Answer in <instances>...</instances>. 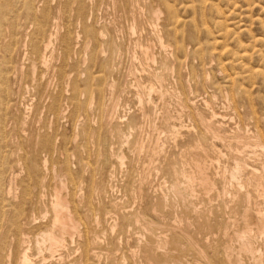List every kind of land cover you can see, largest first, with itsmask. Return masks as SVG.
<instances>
[{
	"label": "rangeland",
	"instance_id": "1",
	"mask_svg": "<svg viewBox=\"0 0 264 264\" xmlns=\"http://www.w3.org/2000/svg\"><path fill=\"white\" fill-rule=\"evenodd\" d=\"M31 1H32L31 7H29L28 4L24 3L23 0L14 2L15 4L16 3L19 4V5L16 4V6H15V4H13V7L15 6L14 8H15L16 12L11 13L14 18H15V16H18L14 19L15 24H17L19 26L20 25L23 26V25L27 24V22L29 23L30 19L32 18V17H28L29 11L31 13H36L39 16H42L41 13L46 11V13L44 15H45V18L47 19L48 24H49L48 29H50L51 31L52 30L58 31L59 28H58L57 24L60 27L61 25L66 23L65 21H63L65 19L64 15L67 16V14H68L70 16H73L71 18V25L72 26L70 25V28H69L71 31H69V32H71V33L76 32V31L79 32L77 34H80V36H81V41H80L81 44H79L80 45L79 48L76 49L77 51L79 50L78 52L76 50H75L76 53L72 54V52H70L69 58H71V59H69L67 57L66 58L64 57V59H63V55L60 54V51L58 50V48H56L58 46V44L54 43L52 45V48H56L54 50L58 51V52H55L54 50H52L55 52V54H54L55 58L60 56L59 57L60 62L58 63L59 58H58V60L54 59L53 61H55V62H53V64L56 67H58L61 64L64 66L67 63L66 64L67 67H66V65L64 66L67 68V70L66 69L65 70H66V72L71 74V76L69 74L70 79H68V83L63 85L64 89L63 88L59 89L60 88L59 85L61 86V81L58 78L56 79V77L55 78L52 77V79L55 80L56 82H54L53 80L50 79L51 85L48 86V90H50L48 93L50 94V92H53L52 95L50 94L51 97L54 94L57 95V93L59 91H62L61 95L64 96V97H62V99L65 98V99H63V102H62L63 108L66 110L63 113V116L65 118L63 119L62 118L63 116H61V117L50 116L49 117L48 116L49 114H46V111L43 110V109L47 108L46 101L49 100L50 96L48 97V99L45 100V103H44L45 105L42 104V106H39L41 110L39 109V111L37 112L38 115L35 114V109H36L35 106H36V104H38L37 103L38 102L37 96H40L41 93L38 92V94H40V95H37V92H35V91L33 93L32 88L31 87L29 88V86H28L24 96L18 97L17 102H19L18 105H19L20 109H23L25 111L24 113H26V115L29 116V118L27 116L28 121L26 124H24V126H27L30 123L31 124L29 126H27L29 128L23 127V130L25 131L23 134L24 137L22 135H20L21 137L18 135L17 132H20V129L19 130L16 129V133H14V134L11 131H9V132L7 131L8 135H7V133H5V136L13 135V137L16 138L15 135H18L20 137V139L22 138V140L24 142L29 140V139H32L33 141L31 140V142L36 143L37 141L40 142V140L42 139V138H40V136H41L43 129L49 127V129L48 128L46 129V133L49 134L51 131H53V133L51 132V134H49V135L54 136L53 137L54 142H57V143H54L52 141V144H55V145H52V147H51V152L53 153L51 155V156H53L52 159L55 160L54 159L55 156H56L55 158H58V159H56V161L52 160L53 165L55 166V172L54 173L58 174V170H57L58 167H62V169L65 167L68 169L69 176H71V177L73 176V179H75V177L76 178L78 177L77 179H75V180H77V181H75L76 183L81 178L79 180V185L76 184L78 186V189H79V187L82 188V186L85 185V187H83L82 189L85 188L86 192L92 191V193L89 192L86 194H84L85 190H83V192H82V189H79V191H78V194H81L80 195L82 198L81 203L82 202L84 203V204L83 203L81 204V206H82L81 211L83 213L88 214L87 213L88 207L93 208V210H95V211H93V213L95 212V214L96 213L101 214L98 212V210H100L101 212L103 211L104 214H105V212L108 211L107 209L113 210V211L115 210L116 213L118 211H120V212L122 211V213L118 212L116 214L117 222H120L121 226L123 225L122 230H124L126 232L127 231L137 232L134 230L135 228L133 229V227H135L133 225V223H132L133 227H131V226H128L129 222H127V224H126V222H124L127 220L119 221V219L122 216L121 214L124 215V211H125L124 209L126 208V210H129V209H127V207H129L130 204L133 203L132 207L134 209H139V211L141 210L140 211L141 213L145 208L146 211L144 210L143 213H145V214L147 213V215L150 214L153 219H154L155 215L157 214L156 215V216H158V217H156L157 221L159 220L158 218H160L159 215L162 214L163 212H165L167 216H165L164 214L160 215L161 217L163 216V218H162L163 220H159V221H161L162 223L167 222L165 224H167L169 226L166 225L163 227H167V228L170 227L171 228L170 225L173 224L172 221H175L174 224L179 223V224H175V225L180 227V230H181V228H185V227L189 228V226H190V228H189L190 231L189 230L186 231V229H188V228L181 230L182 235H180V238L182 239L187 234L188 236H190L193 239L194 243H196L198 245L201 244V246H204V247L208 246L207 249L209 250V252L214 250V248H215L214 246L221 245V240H223V239H221V234L219 233V230L217 229V227L219 226V223H220V225H223L226 223V221L228 219H230V220L235 219V221L236 220L238 221L239 220L238 214H239L240 219H241V216H242L241 214L243 212L242 210H244L243 207H245L244 206L245 202H243V200H242V198H244V194L248 195L249 199H251L250 202H252V205L254 206V208L257 211L261 210L259 212L263 213V214L262 213H260V214L264 218V202H263L264 196H261L259 194L260 190L256 186L258 183L261 182L260 178L264 176V172H263L264 171V149L262 150L260 148H256V149L254 148L255 149L254 150L255 152H254L252 150L253 147L251 149H249L246 146V145L250 146V145L255 144V141L257 138L255 136H257V133L259 135H261V136L258 135V139H257L259 144L264 143V137H262V136H264V72H262V70L264 71V43L262 44L263 39H264V26H263L264 24L261 26L262 22H264V0H135L140 5L139 8L143 9V10H138L137 6L134 3V0L133 1L132 0H118V1L112 0V2H111V0H107V1L103 0L106 5L104 4V2H101L99 0H91V1L86 0L85 7L83 10H81V13H83L84 17H86L87 31H84L82 33H80L81 32L80 30L83 31V27H84L83 22L85 19L82 18V19L78 20V18H76V16H75L76 15L75 11L73 13L69 12L70 8L75 9V7L77 6L76 3L75 4L69 3L68 5H65V2L67 0H58V1L57 0H48V2L50 1V4L46 3L47 0H43L42 2H41V0H38V1L37 0H31ZM39 1L41 3H39ZM51 1H54V2H51ZM18 2H20V3H18ZM94 2H96V3H94ZM99 2H101L100 5H99ZM57 3H59V4H57ZM112 3H114V5ZM43 4L45 6H43ZM101 4H104V5L102 6ZM148 5L150 8H147ZM32 6H33V8H32ZM37 6H38V8H37ZM59 6H61V7H59ZM63 6H65V7H63ZM151 6H153V7H151ZM18 7H19V9H18ZM28 7H29V10L25 9ZM47 7H48V9H47ZM107 7H109L110 9ZM129 8H130V10H129ZM30 9H32V10H30ZM37 10H38V12L40 11L39 14H38ZM47 10H48V13H47ZM144 10H146V12ZM147 10L157 11L159 21L155 20L153 18V12L152 11H150V12L148 11L149 12L148 13ZM59 11H60V14L58 13ZM134 11H135V13H132ZM53 12H54V14H53ZM62 12L64 15L62 14ZM147 13L150 14L151 16L149 17V15H147ZM57 14H59V16L63 17V18L56 17V16H58ZM104 14H106V15H104ZM51 15H53L54 17ZM128 15H131L130 16L131 18ZM125 16H128V17L126 18ZM135 16H137V17H135ZM134 17L138 20V22H134V20H131V19H134ZM52 18H53V21H52ZM91 18L93 21L89 22L88 20H91ZM257 18H259V20H261V23H259L260 22L259 20H258L259 22L257 21ZM58 19H61V20H58ZM72 19H74V21ZM94 19L95 20L97 19V20L94 22ZM119 19H120V21H119ZM128 19H130V20H128ZM146 19H148V20H146ZM254 19H256V20H254ZM54 20L57 21L56 22L57 24L55 23ZM60 22L61 23L63 22V23L61 24ZM101 22H103V23H101ZM129 22H131V23H129ZM156 22H157V24H156ZM75 23H77V24H75ZM51 24L52 25L56 24V25L52 26ZM119 24L122 26H120ZM127 24H130L131 26L130 25L127 26ZM168 24H170V26H168ZM94 25H95V28L97 27L96 28L97 31H101L105 35L104 41L109 40L110 39L109 37H112V36H113L112 40H114L113 38H115L113 43L115 44L114 46L116 47V49L119 52L118 55H119L120 59L117 58L115 60L114 63H116L117 65L113 66V68L109 67V62H108V58H107L108 57L107 56L108 47L101 46V48H100V47H98V45L95 46L93 40H91L92 39L91 38L92 33L89 30H91V31L94 30L95 28L92 27ZM113 25H114V27H113ZM139 25H141V26H139ZM80 26L82 27V29ZM53 27H55L56 30ZM115 27L118 29V31L116 29H114ZM121 27L122 28L124 27L127 31L124 30V28L122 29ZM131 27H135L134 30H136V31H134V30L132 31ZM155 27H157V28H155ZM163 27H165V28H163ZM100 28H103V30L102 29L100 30ZM127 28H129V29H127ZM244 28H245V30H244ZM28 29L26 30L27 35H29L31 33V31H30L31 29H29V31H28ZM154 29H156V31H158L157 33L160 36V38H162L161 40L164 42V46L169 47L168 49H166V51L161 50V48L159 47L158 42L155 39L156 38L155 33L153 32ZM111 32L113 33V35ZM118 32H120V33H118ZM149 32H150V34H149ZM127 33L128 34L130 33V34L128 35ZM133 33L137 34V35H134ZM90 34H91V36H90ZM116 37H117V39H116ZM131 37H134V38H131ZM145 37L150 39V41L148 39H144ZM58 38H59V36H57L56 39H58ZM129 38H131V39H129ZM85 39H86V41H85ZM127 40H128V42H127ZM87 41H89L88 42L89 44H87L86 49H84V46H82V45ZM141 41H143L145 44L142 43ZM129 42L131 44L130 46L128 45ZM132 43L133 44L136 43L137 45L136 44L133 45ZM138 43H139V45L142 44V47H144V46L147 47L150 44H152V45L154 44V48H153L154 59L153 60L147 61L144 59V55L142 54L141 49L138 46ZM90 44H91V47H90ZM103 45H105V44H103ZM119 45H121V46H119ZM54 46H56V47H54ZM111 46L113 47V45H111ZM118 46H119V48H118ZM134 46H136V47H134ZM104 47H106V48H104ZM90 48L93 49L94 51H97V52L99 51L98 53L95 52L97 55ZM103 48H104V50H106V52L103 51L105 54L101 53ZM87 49H89V50H87ZM135 50H137V51H135ZM137 52H138V55H137ZM94 54H95V57L98 56L97 57L98 59L95 57H92V55H94ZM120 54H121V56H120ZM133 54H135V55H133ZM71 55H73V56H71ZM91 57L94 58L95 62L93 60L90 61L92 59ZM135 57H137V58H135ZM99 58L103 59V60H100ZM104 58H105V60H104ZM130 58H133V59L131 60ZM71 60H73L72 63L70 62ZM117 60H119V61H117ZM96 61H98V62H96ZM103 61H104V63H102ZM105 61H106V63H105ZM68 63H69V65H68ZM24 64H26V62H24ZM103 64L105 65V67L103 66ZM107 64H108V68H106ZM68 66H70L71 68L68 69L69 68ZM105 69L110 70V71H105ZM73 70H74V72H73ZM258 70H260V71H258ZM77 72H79V73H77ZM152 73H154V75ZM16 74H18V73H15L13 75V78L15 77V80L17 81V83H16V85H17L19 82V77H17L18 75H16ZM106 74H107V77H106ZM159 74H161V75H159ZM92 76H93V78H92ZM155 76H156V78H155ZM23 78L24 77H22L21 79L24 82ZM134 78H136L137 83H139L141 85L136 84V81L133 80ZM152 78H153V80H151ZM71 79H72V81H71ZM79 79H80V81H79ZM148 79L151 81H149ZM158 79L161 82H159ZM121 80H126V81L121 82ZM111 81H113L114 84L116 82H119V83H116L117 87ZM80 82H81V84H80ZM52 83L54 86L56 85L57 87L55 86L56 88H54ZM69 83L71 84V86H74V87H71ZM129 83H131V84L129 85ZM133 83H135V86L133 85ZM57 84H59V85H57ZM111 84H113V86H115V92H113L114 90H112V89H114V87L113 86L110 87ZM119 84H121V85L119 86ZM150 84L152 85L151 87L156 86V87H153L155 90H154V93H151V96H150L151 101L146 99L144 96V92L147 93V90L146 89L144 90V87H146V86L148 87V86H150ZM86 85H87V88H85ZM128 85L130 87H128ZM136 85L138 87H136ZM159 85L161 86V90L160 89L158 90ZM118 87H119V91L116 90ZM132 87H135L138 89L135 90ZM72 89H75V90H72ZM83 89L86 91V93L82 92ZM97 89H99V91ZM120 89H123V90H120ZM140 89H142L144 91H141ZM69 90H72L75 92L72 93V91H71L68 93ZM101 90H103V91L101 92ZM125 90H126V92H125ZM137 90H139L140 92ZM42 91H43V88L40 92H42ZM28 92H30V93H28ZM98 92H99V95H98ZM120 92L122 93V95ZM159 92H161V93H159ZM101 93H103V95H100ZM112 93H114L115 96H113ZM139 93H141V95H139ZM73 94H76L77 96L74 97ZM68 95H69V97H68ZM34 96H36V97H34ZM71 96L74 98H72ZM117 96H119V99L113 98V97H117ZM138 96L140 98H138ZM25 97H26V99L24 101L23 98H25ZM81 97H83V98H81ZM19 98H20V100H18ZM75 99H77L76 100L77 103H75L76 102ZM84 99H85V101L87 100L88 102H85ZM89 99H91V100H89ZM113 99H114V101L111 102ZM33 100H34V102H33ZM67 100H70V101H67ZM79 100H82V101H79ZM116 100H119V101H116ZM188 100H189V102H188ZM83 101L86 103V105ZM23 102H25V103H23ZM66 102H69L70 105H68V103L66 105ZM100 102L103 103V105L100 104ZM115 102L118 103L117 106H115L116 105ZM82 103H84V105ZM109 103H111V105ZM22 104H24V105H22ZM29 104L31 106H33V105L34 106L31 107ZM73 104L77 107L72 106ZM78 104H80V105H78ZM26 105H28V106H26ZM106 105H110V106L107 107ZM122 105H123V107H121ZM22 106H24V107H22ZM26 107H29V108L26 109ZM73 107H75V108H73ZM120 107H121V109H120ZM33 108H34V110H31ZM78 108H82V109L85 108L84 109L85 112L81 109H78ZM102 108H104V109H102ZM113 108H115L114 112H117V113H115L116 115L115 114L113 115V112H112ZM117 108L121 110V113H120V111H118ZM105 109H106V111L102 112V110H105ZM162 109H164V111ZM26 110L28 113L30 112V114H28L26 112ZM76 110H78L79 112H77ZM142 110H144V112ZM71 111L73 113L74 112L75 113L73 114ZM44 112H45V114H44ZM105 112H107V113L105 114ZM111 112H112V115L114 116L115 120L108 121L109 118H107V117H109L111 115ZM145 112H147V113H145ZM32 113L35 116H33ZM84 113H86V114H84ZM161 113L162 114L165 113L164 114L165 116H163V118L161 117V115H162ZM70 114H71L72 118H69V117H71ZM143 114H145V115L143 116ZM146 114L148 116H146ZM73 115H75V117H73ZM42 116L44 119L47 117L46 120L41 118ZM82 116H84L86 119H83L84 117H82ZM102 116L104 118H102ZM30 117H31V119H30ZM32 117H33V119L35 118L34 121L37 119L39 121L37 120L36 123H34ZM117 117L122 118L121 121L123 122L122 123L123 125L117 124V122H116ZM130 117L132 119H129ZM133 117L137 118V121H134L136 119ZM166 118H167V120H166ZM199 118H201V119H199ZM72 119H73V121H71ZM76 119H78V120H76ZM105 119H107V120L105 121ZM29 120L30 121L32 120V121L30 122ZM81 120H84L83 121L84 125L81 124L82 123ZM86 120L88 122V125L85 126V123L87 124ZM103 120L105 122H103ZM203 121L206 123H204ZM37 122H39V123H37ZM75 122H77V123H75ZM109 122H111V123H109ZM114 123H116V125H115L116 128L113 125ZM164 123L166 125H164ZM169 123L172 125H170ZM40 124H41V126H40ZM42 124L43 125L46 124V125H44V127H43ZM78 124L79 125L81 124L83 126H81V125L79 126ZM98 124H102V125H98ZM109 124H110V127H108ZM127 124H130L129 126L131 128H129V126H127ZM155 125L158 127V129H157V127H155ZM205 125H208V127H209V125H212L210 127H212V128L214 127L213 130L215 131V133H213L214 131L212 130V128H207V127H205ZM34 126H35L34 131L35 132L38 131L39 133L37 132L36 134H33L34 133V131H33ZM37 126H40V127H37ZM52 126H53V128H51V129H54V130L50 129V127H52ZM88 126H90V127H88ZM101 126H105L106 129H104L105 127H101ZM133 126H135V127H133ZM166 126H169V127L167 128ZM171 126H173V127H171ZM41 127H43V128H41ZM160 127L163 129H161ZM88 128H90V129H88ZM94 128L97 130H95ZM117 128L119 130H117ZM28 129H32V132L30 133L31 130H28ZM35 129H38V130H35ZM39 129L41 130V132ZM107 129L108 130L113 129V131H110V133H107L108 132ZM133 129H135V130H133ZM218 129H220V130H218ZM55 130H58V132ZM83 130H84V135L83 134L80 135V132L82 131V133H83ZM131 130H133V131H131ZM203 130H205V131H203ZM91 131H93V132H91ZM208 132H211V133H208ZM56 133H58L59 135ZM94 133H97L99 135L103 134V137L102 136L101 137L100 136L95 137L94 135H97V134H94ZM117 133H119V134H117ZM122 133L125 134V136H127L128 138L124 137V135H122ZM216 133H218V134H216ZM73 134H74V136H73ZM108 134H110L109 137L107 136L108 138L104 137ZM209 134H212V135H209ZM233 134H235V135H233ZM25 135H26V138H25ZM30 135H33L32 138ZM112 135H116V136H114L116 139L115 138L113 139ZM218 135H223V136L219 137ZM241 135H242V137H240V139H242V141L237 140L239 138H237L235 136L239 137ZM36 136H38V137H36ZM77 136H78V138H77ZM198 136H200V137H198ZM208 136L210 137V140L205 139V137L209 138ZM230 136H232V137H230ZM89 137H90V141H89ZM98 137L100 138L101 141H99V139H97ZM123 137H124V139H121ZM243 137H246V138L243 139ZM259 137H260V140H259ZM23 138H25L26 140H24ZM156 138L159 139L158 140L159 142L157 141L158 142V144L156 146L157 148L154 147L155 142L157 140ZM196 138H197V140H195ZM213 138H215V139H213ZM222 138H223V140H220ZM105 139L106 140L108 139L109 141L107 140V142H106ZM136 139L138 140V142H135V141H137ZM114 140H116L117 144L114 142ZM122 140L124 142H121ZM200 140H202L204 142H202ZM205 140H206V142H205ZM243 140H245L244 143H243ZM249 140H251V141H249ZM63 141H64V143H62ZM194 141H196L195 144H192V143H194ZM260 141H262V142H260ZM24 142H23V144H21V148L23 151L28 152L29 155L31 156V158H33L32 156H35L34 157L35 159H37V158H40L38 160L43 159L44 155L41 154L40 151H39L40 154L39 153L37 154V150H38L37 147L32 145L34 143H31L29 140L28 142H25V146H24ZM96 142H98V143L100 142V143L98 144ZM104 142H106V143L104 144ZM110 142L112 145L110 144ZM119 142L121 145H119V147L117 148L118 150H116L115 148L117 147ZM126 142H127V144H126ZM247 142H249V143H247ZM102 143H103V146H102ZM114 143H115V147H114ZM138 143L140 146L138 145ZM236 143H238L240 145H238ZM3 144H4V142H0V155L4 151L3 147L5 144L4 145ZM29 144H31V145H29ZM92 144L93 145L96 144V145H94V148H93ZM22 145H23L24 149H23ZM57 145H58V147H56ZM105 145L109 146L112 151L115 149L114 151H118V152H114V151L112 152L110 150V148L107 146L105 147L106 150H104ZM202 145H204V146H202ZM195 146H197L196 147L197 152L200 153L201 155H202V152H200V151L202 150V147L207 152L206 156L209 157V161L211 162V164L208 163L209 161H207V163H206L207 168L209 169L208 170V176H209L211 183L212 184L216 183L214 185L217 187V188H215V186L213 185L212 191H215V193H216V191L220 192V190H221L220 193L218 192L221 195L216 193L217 197L214 196L215 193H213V192L211 195L209 194L210 196L209 195L207 196L205 194L206 186H204V184H202V183H199L200 181L198 179V176L196 175L197 172H196V169H194L195 166L193 164L194 159L197 158L194 156L195 155L194 152H196V151H194ZM198 146L200 148H198ZM206 146L208 148H206ZM241 146H242V148L237 149ZM28 147H30V149H28ZM101 147L104 149H102ZM113 147H114V149H113ZM33 148L37 149V150L34 151ZM107 148H108V150H107ZM151 149H154V150H151ZM198 149H200V150H198ZM207 149H209V150H207ZM5 150L10 151L8 147ZM22 150H21V152H20V150L16 153L14 152L13 153L14 158L11 155V158L8 159L9 162L11 161L10 164L11 163L12 164L9 165V163H8V167L11 166L10 169H7V167H6V171L8 174H6L4 172L0 176V184L1 185L5 186L4 182H6V183L12 182L11 185H14V182L17 181L15 183V185L18 183L17 185L20 186V184H21L20 179L23 180L25 178V170L24 171L20 170V167H22L21 162L19 163V166H17L18 168L14 167L16 165H13L14 163H16V159L18 157L24 155L25 152H23ZM28 150H31V151H28ZM52 150H54L55 152ZM76 150H78V152ZM63 151H64V153H63ZM66 151H67V154H66ZM94 151H96L98 153H96ZM31 153H32V155H31ZM102 153H104V154H102ZM114 153H117V154H114ZM153 153H155L156 155ZM209 153H211V154H209ZM19 154H20V156H18ZM76 154H77V157H79L78 155H80V157L75 158ZM95 154H97V155H95ZM120 154L121 155L124 154V155L120 156ZM151 154H152V156H151ZM215 154H217V155H215ZM37 155L38 156L40 155V156L38 157ZM66 155H67V159H69L68 161H67V159L64 160L66 158ZM70 155H71V158H69ZM85 156H87V157H85ZM106 156L109 157L110 159L107 158ZM112 156H115V158ZM116 156H117V158H116ZM100 157H101V159H100ZM103 157H104V159H103ZM149 157H152V158L150 159ZM232 157L234 159L238 160V162L236 160H234ZM12 158H13V160H11ZM31 158H29V159H31ZM84 158L86 160H84ZM106 158H107V160H109V161H107L108 163L107 162L105 163ZM120 158H122V160H120ZM240 158H241V160H240ZM59 159L62 160L61 161L62 163L59 161ZM78 159H80V160H78ZM96 159H97V161H96ZM112 159H114V160H112ZM231 159H233V160H231ZM14 160H15V162H14ZM83 160L85 162L88 161V163L87 162L84 163ZM98 160L101 161V164H97V163H99ZM150 160H152V163ZM180 160L182 161V163L180 162ZM242 160H245V165L243 164L244 161H242ZM79 161H80V163H79ZM112 161H114L115 163ZM178 161L180 162V164L178 163ZM239 161H242V162L239 163ZM52 162L50 163V165H52ZM76 162H78V165ZM102 162H103L104 166L102 165ZM174 162H176V163H174ZM69 163H70V165H68ZM112 163H114V165ZM171 163H174L175 165L171 164ZM177 163H178V165H180V166H178L179 168L175 167L177 165ZM57 164H59V165H57ZM60 164L64 165V167ZM82 164H84V165H82ZM155 164H156V167H154ZM79 165H80V167H79ZM116 165L118 166V168H116ZM169 165H171V166H169ZM236 165H238V166H236ZM83 166H85V167H83ZM107 166L109 169L106 168ZM184 166H186V167H184ZM78 167L80 170V176L81 177L79 176V173H78L79 172V170L77 169ZM88 167H90V168H88ZM164 167H168L170 169H167ZM236 167H238V169H241V170H239L241 173V176L239 177L238 180L232 179L231 175H230L232 170L235 169ZM71 168H72L73 172L77 169L74 172V174L70 173V172H72V170L71 171L69 170ZM153 168L155 169V171H157L156 173H155ZM156 168H157V170H156ZM81 169H82V171H84L83 174H82ZM86 169H88V170L90 169L92 171L89 170L90 171L89 172ZM100 169L102 172L100 171ZM102 169L103 170L105 169V171H107V173H105ZM173 169H175L174 173H173ZM251 169H254V171ZM11 170L14 171L15 173H18V174L20 173V175H18V176H22V177H17L19 180H17V178L15 179V178L11 177ZM109 170L111 171V173H109L110 172ZM149 170H151V172H149ZM170 170H172V171H170ZM226 170H227V172H226ZM17 171H19V172H17ZM141 171H142V173L139 174ZM166 171L167 172L169 171V172L167 173ZM193 171H195V172H193ZM218 171H220V172H218ZM246 171H248V172H246ZM95 172H97L98 175H97V173L95 174ZM99 172H101V173H99ZM113 172H115V174H113ZM152 172L155 175L151 174ZM188 172H191V173H188ZM217 172L219 173V175H217L218 174ZM51 173H52V171H50V168H49V171L47 173V177L44 178L46 180H43V181H44L45 185L49 184L50 186L45 187L43 184V181H42V186H44V187H42L44 189L41 190V192L44 194V195L42 194V196H44L43 202H42V204H40L39 207H35L36 209L38 208L37 210L33 211V215H34V213H37L36 214L37 216H35V215L34 216L36 218H38L37 222L40 221V223H38L40 225L43 224V222H42L43 219H41V218H42V215L44 214V208H45L44 205H46L45 210H48L47 201L50 200V198L52 196L51 191L53 188L51 187V185L53 184L54 180H56L55 178H53V175H52L53 173L52 174ZM75 173H77L76 174L77 176L75 175ZM145 173L147 174L146 176H144ZM169 173H171L173 175H171ZM162 174H164V175H162ZM220 174H222V176H220ZM243 174L245 176L244 178H242ZM253 174H254V176H252ZM48 175H52V177H50ZM121 175H122V178H121ZM129 175H130V177H129ZM135 175H136V178H135ZM138 175L139 176L142 175L141 176L142 178L139 179L140 177ZM167 175H169V178L171 176H173V177H171L173 179L170 178L172 180L171 181L172 183L168 182L170 180H168V178H166ZM176 175L178 177H176ZM223 175L226 177V179L224 178ZM256 175L258 177H256ZM90 176L97 177V180H96V178H90ZM98 176L101 177V179H104V178H102L103 176L108 177V178H105V180H104L105 182L103 180L102 181L104 182V184H106V189H108L109 191L104 189L105 185L102 184L103 182H100L101 179ZM123 176H125V178ZM156 176H157V179H156ZM164 176L166 179L162 178ZM148 177H150V178H148ZM10 178H12V179H10ZM49 178H53V179L48 180ZM131 178H133V179H131ZM153 178H154V180H153ZM158 178H160L161 180H159ZM14 179H15V181H14ZM82 179H83V181H82ZM124 179L126 180L125 182H124ZM9 180H11V181H9ZM92 180H95V182L93 181L94 182L93 183ZM133 180H135L136 182H134ZM145 180L147 182H149V185H145V184H148ZM113 181H115V182H113ZM150 181L152 182V184ZM177 181H179V182H177ZM223 181H224V183H223ZM2 182H3V184H2ZM46 182H49V183H46ZM110 182H112V183L110 184ZM116 182L117 183L121 182V183H118L120 185L123 182V184H122V186H120V185L116 184ZM132 182L134 184H132ZM96 183L99 187L101 185V187L99 188L97 185H95ZM127 183L129 184L128 187H126V185H124ZM135 183H137V184L135 185ZM140 183H141V185H139ZM154 183H156V184H154ZM169 183H170V185H169ZM178 183H180V184H178ZM241 183H243V184H241ZM87 184L88 185L90 184V185L88 186ZM109 184L112 186H110ZM153 184L156 187L152 186ZM177 184L180 186V187L178 186L179 188H182L181 190L183 193L180 192L181 190L178 187H177V189H176V187L174 188L173 185L177 186ZM229 184H232V185H229ZM181 185H183V186H181ZM224 185L228 189L227 188L222 189V188H225ZM241 185L244 186V188ZM87 186L89 187L90 190H87L88 189ZM102 186H104V188ZM148 186L150 189L151 188L152 189L150 190L148 188ZM150 186H152V187H150ZM170 186L172 188H170ZM246 186H248V187H246ZM136 187H140L142 191L139 190L140 188H136ZM168 187L170 188V190L174 189V192H177V193H174L173 190H172L173 193L170 192ZM191 187H192V190H195L197 192V193H195V196H192L191 192L189 190H187L188 192L185 190V189L191 188ZM218 187H221V188H218ZM239 187H241L243 190H245V193H242L244 191ZM16 188L17 189L14 190L16 192H14V193H16L15 196H17V198H18V196L20 197V195L22 193V189L21 188L18 189V187H16ZM109 188H111L112 191H110ZM127 188H130V189H127ZM134 188H136V189H134ZM160 188H162V189H160ZM253 188H255V189H253ZM20 189H21V191H20ZM120 189L122 190L123 193L121 192ZM147 189H148V192H147ZM230 189H232V190H230ZM104 190H105V192H104ZM123 190L125 191V197L120 198L118 195L124 196V195H122V194H124ZM135 190L139 191V193H135ZM156 190H158L160 192L159 196H157L158 192ZM165 190L168 192H164ZM223 190H225V191H223ZM234 190H235V192H234ZM94 191H95V193H94ZM127 191L131 192V193L129 194ZM144 191H146V193ZM184 191H186V192H184ZM226 191H228V192H226ZM254 191H255V193H254ZM99 192H101V194ZM142 192H144V193L142 194ZM149 192L152 194H149ZM229 192H231V193H229ZM237 192H239V193H237ZM248 192L252 195H250ZM106 193H107V195H106ZM126 193H128V194H126ZM165 193H166V196L171 197V198H168L169 200H167L166 196H164ZM167 193H170V194L167 195ZM234 193H236L238 196ZM45 194H47V195H45ZM96 194H98V195H96ZM136 194H138V198L135 197ZM144 194H146V195H144ZM173 194H175V195H173ZM182 194L185 196H183ZM229 194L232 196L230 197ZM85 195H87V196H85ZM95 195L98 196L99 198L98 197L96 198ZM132 195H134V197L130 198V197H132ZM147 195L148 196L152 195L149 197V200H150V198H153L150 200L151 202L154 201L152 204H151V202H149V200L148 201L145 200L146 198L148 199ZM155 195H156V197H153ZM212 195L214 197H211ZM107 196H109V197H107ZM116 196H118L119 199H115V202H114V198H118ZM142 196H144V197H142ZM186 196L187 197L190 196V197L187 199V198H185ZM221 196H222V198H221ZM259 196H261V197H259ZM102 197H104V198H102ZM140 197L143 199H141ZM159 197H161V198H159ZM176 197L178 199H176ZM182 197H184L185 199ZM84 198H85V200H84ZM162 198H164V200H166V201H164V200H161L162 202L158 201L159 199H162ZM172 198H174V199H172ZM181 198H182V201L180 200ZM206 198L208 199V201ZM219 198L224 199L223 201H227V200L228 201H227V203L222 202L219 200ZM234 198L236 200H234ZM90 199H91V201L92 200L94 201V202L92 201L93 203H96L99 200V202L97 203V206L95 204H93L90 201ZM109 199H111V200H109ZM137 199H140V200H137ZM155 199H157V201H155ZM201 199H203V200H201ZM239 199H241V201H240L241 203L240 202L238 203ZM131 200H132V202H131ZM141 200L146 202V203L143 202L145 206L147 205L146 207L143 206V203ZM177 200H180L182 202V204L184 202V204H186V205H182L181 202H178ZM185 200H189V202L192 204H194V202H192L191 200H193V201L197 200L198 202L197 201L196 202H197V204H199L198 205L199 207L197 206L195 209H193L191 206V208H189L188 205L190 203L189 202L186 203L187 201L185 202ZM171 201L174 204H171L172 203ZM216 201L218 204L216 203ZM88 202L92 203V205H88ZM117 202H118V204L116 206L115 204ZM166 202H167V204L171 205L172 208H174V209H171L170 206L168 207ZM209 202H211V203H209ZM212 202H214V203L212 204ZM124 203H126V204H124ZM136 203H138L141 206H139L138 204L136 205ZM159 203L160 204L163 203L162 209H161V205L158 207ZM221 203H223V204H221ZM231 203H233V204H231ZM109 204L113 205V206H110ZM175 204H177L178 206ZM201 204H203V205H201ZM227 204L229 206L232 205L231 208L233 207L234 209L235 208L236 209L234 210L232 208L230 211V207ZM98 205L100 206V208L98 207ZM151 205H153L155 207L153 208V206H151ZM165 205L167 206V209H166ZM207 205H209V206H207ZM220 205L221 206L224 205V206L221 207ZM226 205L229 208H227ZM102 206L104 209L106 207L105 210H107V211L104 212L103 208H101ZM107 206H109L110 208ZM114 206H116L118 209H115L116 207H114ZM138 206H139V208H137ZM200 206L202 208H204L205 211L204 210L201 211L202 208ZM41 207H43V208H41ZM122 207H124V208H122ZM142 207H143V209H142ZM185 207H187L188 210ZM237 207L238 208L241 207L242 209L241 208L237 209ZM183 208H185L186 210ZM213 208L215 210L211 211V209H213ZM39 209H42V212L38 211ZM160 209L162 210V212H159V214H158L157 211H161ZM169 209H170V211H169ZM207 209H208V211H207ZM149 210H151L152 212ZM194 210H197V211L194 212ZM134 211H136V210H134ZM198 211H200V212H198ZM222 211H224V212H222ZM203 212L205 214H203ZM198 213L201 216H198L199 215ZM208 213L210 215L212 214L211 217L209 216ZM224 213H226V214H224ZM104 214L99 215V217L101 216L100 218H104ZM176 214L177 215L181 214V216H184V218L178 219L179 221H182V222L175 220L176 217H174L173 215L177 216ZM118 215H119V217H118ZM179 215L177 216V218L180 217ZM203 215L206 217H204ZM230 215H232V216H230ZM149 216H148V218H149ZM216 216H218V218ZM219 216H220V219H219ZM228 216H229V218H228ZM233 216L234 217L236 216V217L234 218ZM170 219H172V221H170ZM193 219H195V220H193ZM196 219H199V221L200 220L201 221L199 222ZM164 220H166V221H164ZM191 220H192V222H190ZM211 220H212V222H211ZM222 220H224V222ZM107 221H109V220H105V221L103 220L101 222V224H103L102 225L103 227L101 226V224H100L101 228L99 227L102 231L97 232V230H100L98 228L95 233H97V235L101 234V237H100V240H102L101 241V245H102L101 248L106 249V250H103V253L104 254L108 253L106 255V256H108V260H110L113 264H122V263H120V259H121L120 255H118V256L117 255L114 256V254L112 255V252H114V251H113V247L111 245V242L113 241L115 243L116 240L114 241V239H116V236L113 235L111 237V235L108 233L109 232L108 227H110L111 222L109 221L110 222L109 223ZM184 221L186 222V225L188 224L189 226H185ZM193 221L195 223H198V224L195 225V223ZM206 221H208V222H206ZM220 221H222V223ZM188 222H190V223H188ZM201 222H203L202 223L203 225L201 224ZM180 223H182V224H180ZM207 223L209 225V228H207L208 225H205ZM125 224L127 227L125 226ZM180 225L183 227H181ZM216 225H217V227H216ZM202 226H205V227H202ZM128 228L130 230H128ZM203 228L205 231L202 230ZM131 229H132V231H131ZM208 229L210 230V232ZM180 230L178 232H180ZM103 231H104V233L105 232L106 233L104 234ZM121 232L123 234L125 233L123 231H121ZM190 232H191V235L189 234ZM184 233H186V234L184 235ZM213 234H215V235H213ZM198 235H199V237H198ZM205 235H207V236H205ZM210 235H212L213 237L211 238ZM105 236H107V237H105ZM214 236H216V237H214ZM262 236H264V235H262ZM262 236H258V237L256 236L252 240V242L253 241L258 242V243L257 242L252 243L253 246L255 245L254 248L264 249V246H263L264 241L262 240V239H264V237H262ZM105 238H107V240H105ZM112 238H114V239H112ZM208 238H209V240H208ZM124 239H125V237L123 238V241H124ZM219 239H221V240H219ZM204 240H206V241H204ZM176 241L177 240H175V242ZM211 241H213V242L217 241V242H215V245H214V243ZM103 242H105V243H103ZM168 242L171 244V245H169L170 246L169 248L170 249L173 248L175 242L173 243V240H172L173 245H172L170 240ZM256 244H259V245H256ZM175 245H178V242L175 243ZM209 245H211V246H209ZM108 246H110V248H108ZM109 249H111V250L109 251ZM78 251H79V253L81 252V250H76V251H74V253H68V254H71L72 258H71V256H69L68 258H70L72 261H70V259H68L66 257V259L64 258V261L62 262V264H65L64 262H66L67 264H70V263L74 264L76 259H78L77 256H79ZM171 251H175V249H173ZM176 251H178V252L176 253ZM176 251L173 253V255L177 254L176 256L181 257L179 250H176ZM75 253H77V254H75ZM185 254H190V253L186 252ZM109 255H110V257H109ZM173 255L172 256L170 255V257L172 259H173V257H176ZM113 256L118 257V258H114ZM73 257H76V259ZM184 257H185V255H184ZM221 258L222 257L220 256V258H219L220 260L217 259L218 264H226L225 260L223 258L222 259ZM243 258H245L244 259L245 261L243 260V263L245 262L244 264H251L252 263L251 262L252 260H250L249 257L243 256ZM176 259H179V258H176ZM188 259H190V258H188ZM114 260H116V262ZM184 260H186V259H184ZM46 264H48V263H46Z\"/></svg>",
	"mask_w": 264,
	"mask_h": 264
},
{
	"label": "bare ground",
	"instance_id": "2",
	"mask_svg": "<svg viewBox=\"0 0 264 264\" xmlns=\"http://www.w3.org/2000/svg\"><path fill=\"white\" fill-rule=\"evenodd\" d=\"M15 1H22V0H0V142H4V151L1 153V155H0V176L5 172L6 174H8L7 173V171H6V167H7V169H10V167H8V163H9V165H11L10 164V162L8 161V159H10L11 158V155H12V157H13V153L15 152H18L19 150H20V152H21V150H22V148H21V144H23V140H22V138L20 139V135H22L23 136V134H24V130H23V127L25 128V127H27V126H29L31 123V121L29 122L30 124L29 125H27V126H24V124H26L27 123V121H28V118H29V116L28 115H26V113H24L25 111L23 110V109H20V107H19V102H17V98L18 97H23L24 96V94L26 93V89L28 88V86H29V88L31 87L32 88V92L34 93V91L35 92H37V95H40V94H38V92L39 93H41V95L40 96H37L38 97V104H36V106H35V114H37V112L39 111V109H40V107L39 106H42V104H44L45 103V100L46 99H48V97L50 96V98H49V100L48 101H46V105H47V110L46 109H43V110H45L46 111V114H49L48 116L50 117V116H53V117H61V116H63V113H64V111H66L64 108H63V104H62V102H63V99H65V98H63L62 99V97H64V96H62L61 94H62V91H59L58 93H57V95H53L52 97H51V95L53 94V92H50V94L48 93L50 90H48V86L49 85H51V83H50V79L51 80H53L52 79V77H56V79L58 78L60 81H61V86L59 85V84H57V85H59V89H62L64 86V84H67L68 83V79H70L69 77L71 76V74L70 73H68V72H66V70H67V63L65 64L66 65V67H64L62 64L60 65V66H58V67H56L54 64H53V62H55V61H53L54 59H57L58 60V58L60 57H57V58H55V52H58V51H56V50H54V49H56V48H58V50L60 51V54H62L63 55V59H64V57L66 58H69L70 56H69V54H70V52H72V54L73 53H76V49L77 48H79V44H81L80 43V41H81V36H80V34H77V33H79V32H69V31H71L69 28H70V25H71V18L73 17V16H70V15H68L67 14V16L66 15H64L63 14V12H62V14L64 15V17H65V19L63 20V21H65L66 23H64L63 25H61L60 27H59V25L56 23L57 21L56 20H54L55 21V23L57 24V26H58V31L55 29V27H53L56 31H54V30H50V29H48V26H49V24H48V21H47V19L45 18V13H46V11H44V12H42L41 13V15L42 16H39V15H37L36 13H31L30 11H29V14H28V17H32L31 19H30V22L28 23L27 22V24H25V25H23V26H19V25H17V24H15V22H14V19L16 18V17H18V16H15V18L13 17V15L11 14V13H15L16 11H15V6H16V4L14 3ZM38 1V0H37ZM43 0H41V2H42ZM58 1V0H57ZM91 1V0H90ZM99 1H101V2H104L103 0H99ZM107 1V0H106ZM114 1V0H113ZM118 1V0H117ZM133 1V0H132ZM23 2L24 3H26V4H28L29 5V7H31V5H32V1L31 0H23ZM40 1H39V3H41ZM51 2H54V1H51ZM101 2H99V5H100V3ZM111 2H112V0H111ZM18 3H20V2H18ZM46 3H48V4H50V1L48 2V0H47V2ZM69 3H73V4H77V6L75 7V9H73V8H70V10H69V12H71V13H73L74 11L76 12V18H78V20L79 19H85L84 20V27H83V31L82 30H80L81 32L80 33H82V32H84V31H87V26H86V17H84V14L83 13H81V10H83L84 9V7H85V4H86V0H67L66 2H65V5H68ZM94 3H96V2H94ZM126 3V2H125ZM134 3H135V5L137 6V8H138V10H143V9H140L139 7H140V5L134 0ZM13 4H15V6L13 7ZM53 4V3H52ZM57 4H59V3H57ZM63 4V3H62ZM91 4V3H90ZM104 4H105V2H104ZM104 4H101L102 6L104 5ZM108 4V3H107ZM113 5H114V3H112ZM116 4V3H115ZM17 5H19V4H17ZM27 5V6H28ZM36 5V4H35ZM41 5V4H40ZM93 5V4H92ZM98 5V4H97ZM106 5V4H105ZM43 6H45L44 4H43ZM62 6V5H61ZM61 6H59V7H61ZM74 6V5H73ZM112 6V5H111ZM116 6V5H115ZM29 7L28 8H25V9H27V10H29ZM58 7V8H59ZM63 7H65V6H63ZM123 7V6H122ZM142 7V6H141ZM151 7H153V6H151ZM155 7V6H154ZM24 8V7H23ZM32 8H33V6H32ZM37 8H38V6H37ZM107 8H109V7H107ZM132 8V7H131ZM147 8H150L149 7V5H148V7ZM156 8V7H155ZM18 9H19V7H18ZM35 9V8H34ZM47 9H48V7H47ZM55 9V8H54ZM61 9V8H60ZM63 9V8H62ZM110 9V8H109ZM116 9V8H115ZM153 9V8H152ZM30 10H32V9H30ZM58 10V9H57ZM129 10H130V8H129ZM135 10V9H134ZM155 10V9H154ZM121 11V10H120ZM145 12H146V10H144ZM150 12V11H152L153 12V18L155 19V20H158V12L157 11H153V10H147V12ZM34 12V11H33ZM37 12H38V10H37ZM40 12V11H39ZM39 12H38V14H39ZM55 12V11H54ZM54 12H53V14H54ZM100 12V11H99ZM106 12V11H105ZM116 12V11H115ZM143 12V11H142ZM144 12V13H145ZM148 12V13H149ZM160 12V11H159ZM47 13H48V10H47ZM59 14H60V11L58 12ZM65 13V12H64ZM101 13V12H100ZM125 13V12H124ZM130 13V12H129ZM132 13H135V11L134 12H132ZM147 13V15H149V17L151 16L150 14H148ZM20 14V13H19ZM59 14H57L58 16H56V17H59V18H63V17H60L59 16ZM61 14V15H62ZM115 14V13H114ZM27 15V14H26ZM104 15H106V14H104ZM145 15V14H144ZM51 16H53V15H51ZM92 16V15H91ZM118 16V15H117ZM129 17L131 16V15H128ZM128 16H125L126 18L128 17ZM249 16V15H248ZM47 17V16H46ZM54 17V16H53ZM88 17V16H87ZM135 17H137V16H135ZM134 17V19H131V20H134V22H138V20L136 19ZM23 18V17H22ZM117 18V17H116ZM131 18V17H130ZM146 18V17H145ZM22 20V19H21ZM20 20V21H21ZM58 20H61V19H58ZM73 21H74V19H72ZM97 20V19H96ZM95 19H94V22L96 21ZM116 20V19H115ZM128 20H130V19H128ZM140 20V19H139ZM146 20H148V19H146ZM153 20V19H152ZM254 20H256V19H254ZM259 20V18H257V21ZM26 21V20H25ZM29 21V20H28ZM52 21H53V18H52ZM89 22L90 21H93L92 20V18H91V20H88ZM108 21V20H107ZM119 21H120V19H119ZM159 21V20H158ZM256 21V22H257ZM260 21V22H259ZM258 22L259 23H261V20H259ZM263 21V20H262ZM122 22V21H121ZM141 22V21H140ZM147 22V21H146ZM21 23V22H20ZM61 23V22H60ZM63 23V22H62ZM61 23V24H62ZM93 23V22H92ZM101 23H103V22H101ZM109 23V22H108ZM117 23V22H116ZM120 23V22H119ZM127 23V22H126ZM129 23H131V22H129ZM55 24V25H56ZM75 24H77V23H75ZM137 24V23H136ZM139 24V23H138ZM143 24V23H142ZM156 24H157V22H156ZM264 24V22H262V24H261V26ZM52 25V24H51ZM55 25H52V26H55ZM88 25V24H87ZM91 25V24H90ZM120 25V24H119ZM118 25V26H119ZM128 25H130V24H127V26ZM164 25V24H163ZM56 26V27H57ZM72 26V25H71ZM79 26V25H78ZM110 26V25H109ZM120 26H122V25H120ZM131 26V25H130ZM129 26V27H130ZM139 26H141V25H139ZM168 26H170V24H168ZM264 26V25H263ZM81 27V26H80ZM91 27V26H90ZM93 28H95V25L94 26H92ZM108 27V26H107ZM113 27H114V25H113ZM112 27V28H113ZM19 30H18V29ZM31 29L30 31H31V33L29 34V35H27L26 34V30L27 29ZM76 28V27H75ZM97 28V27H96ZM96 28L94 29V30H89L91 33H92V36H91V34H90V36H91V40H93V42H94V45L95 46H97L98 45V47H100L101 48V46H106V47H108V53H107V58H108V62H109V67L110 68H113V66H115V65H117L116 63H114L115 62V60L117 59V58H119L120 59V57H119V55H118V50L116 49V47L114 46L115 44L113 43V41L115 40V38H113L114 40H112V37H109L110 39L109 40H106V41H104V34L101 32V31H97L96 30ZM104 28V27H103ZM103 28H100V30L102 29L103 30ZM122 28V27H121ZM124 28V27H123ZM122 28V29H123ZM134 28L135 27H131V30L133 31L134 30ZM155 28H157V27H155ZM163 28H165V27H163ZM169 28V27H168ZM29 29H28V31H29ZM81 29H82V27H81ZM99 29V28H98ZM109 29V28H108ZM114 29H116L117 31H118V29L115 27ZM127 29H129V28H127ZM143 29V28H142ZM124 30H126L125 28H124ZM150 30V29H149ZM244 30H245V28H244ZM27 31V32H28ZM105 31V30H104ZM115 31V30H114ZM127 31V30H126ZM134 31H136V30H134ZM151 31V30H150ZM54 32V33H53ZM107 32V31H106ZM105 32V33H106ZM154 33H155V39L157 40V42H158V45H159V47L161 48V50H164V51H166V49H168L169 47L168 46H164V42L161 40L162 38H160V36L158 35V31H156V29H154V31H153ZM62 33V34H61ZM108 33V32H107ZM106 33V34H107ZM112 33V32H111ZM118 33H120V32H118ZM117 33V34H118ZM64 34V35H63ZM126 34V33H125ZM128 34V33H127ZM130 34V33H129ZM128 34V35H129ZM134 34V33H133ZM149 34H150V32H149ZM112 35H113V33H112ZM134 35H137V34H134ZM153 35V34H152ZM57 36H59V38L58 39H56L57 38ZM109 36V35H108ZM133 36V35H132ZM85 37V36H84ZM127 37V36H126ZM131 38H134V37H131ZM131 38H129V39H131ZM116 39H117V37H116ZM140 39V38H139ZM144 39H148V38H144ZM58 40V41H57ZM136 40V39H135ZM149 41H150V39H148ZM153 40V39H152ZM85 41H86V39H85ZM144 41V40H143ZM143 41H141L142 43H144ZM147 41V40H146ZM148 41V42H149ZM89 41H87V42H85L82 46H84V49H86V45L87 44H89L88 43ZM117 42V41H116ZM127 42H128V40H127ZM135 42V41H134ZM54 43H57L58 44V46L56 47V46H54V47H56V48H52V45L54 44ZM264 43V39H263V42H262V44ZM103 44H105V45H103ZM117 44V43H116ZM121 44V43H120ZM133 44V43H132ZM134 44H136V43H134ZM133 44V45H134ZM145 44V43H144ZM111 45H113V47L111 46ZM118 45V44H117ZM129 46L131 45L130 44V42H129V44H128ZM132 45V46H133ZM137 45V44H136ZM119 46H121V45H119ZM119 46H118V48H119ZM131 46V47H132ZM138 46H139V48L141 49V52H142V54L144 55V59L145 60H147V61H149V60H153L154 59V53H153V48H154V44L152 45V44H150V45H148L147 47H142V44L141 45H139V43H138ZM137 46V47H138ZM89 47V46H88ZM90 47H91V44H90ZM106 47H104V48H106ZM123 47V46H122ZM134 47H136V46H134ZM83 48V47H82ZM81 48V49H82ZM104 48H103V50L101 51V53H104L103 51H105L106 52V50H104ZM91 49V48H90ZM122 49V48H121ZM134 49V48H133ZM52 50H54V51H52ZM76 50V51H75ZM87 50H89V49H87ZM92 51H94L93 49H91ZM100 50V49H99ZM132 50V49H131ZM79 51V50H78ZM77 51V52H78ZM135 51H137V50H135ZM134 51V52H135ZM139 51V50H138ZM255 51V50H254ZM95 52H97V51H94V53ZM99 52V51H98ZM97 52V53H98ZM257 52V51H256ZM90 53V52H89ZM59 54V55H60ZM96 54V53H95ZM95 54L94 55H92V57H95ZM105 54V53H104ZM136 54V53H135ZM135 54H133V55H135ZM90 55V54H89ZM97 55V54H96ZM137 55H138V52H137ZM71 56H73V55H71ZM120 56H121V54H120ZM140 56V55H139ZM62 57V56H61ZM90 57V56H89ZM91 57V58H92ZM98 57V56H97ZM97 57H95V58H97ZM105 57V56H104ZM101 58V57H100ZM99 58V59H100ZM135 58H137V57H135ZM62 59V58H61ZM69 59H71V58H69ZM74 59V58H73ZM98 59V58H97ZM96 59V60H97ZM131 60L133 59V58H130ZM141 59V58H140ZM68 60V59H67ZM66 60V61H67ZM94 61V58H92L90 61ZM100 60H103V59H100ZM104 60H105V58H104ZM135 60V59H134ZM23 61V62H22ZM69 61V60H68ZM72 61L73 60H71L70 62L72 63ZM99 61V60H98ZM98 61H96V62H98ZM117 61H119V60H117ZM24 62H26V64H24ZM60 62V58H59V60H58V63ZM69 62V63H70ZM95 62V61H94ZM101 62V61H100ZM152 62V61H151ZM69 63H68V65H69ZM93 63V62H92ZM102 63H104V61L102 62ZM105 63H106V61H105ZM94 64V63H93ZM103 66L105 67V65L103 64ZM69 68L68 69H70L71 67L70 66H68ZM106 68H108V64H107V66H106ZM66 69V70H65ZM77 69V68H76ZM75 69V70H76ZM136 69V68H135ZM105 71H110V70H107V69H105ZM251 71V70H250ZM256 71V70H255ZM254 71V72H255ZM258 71H260V70H258ZM73 72H74V70H73ZM82 72V71H81ZM152 72V71H151ZM253 72V73H254ZM262 72H264L263 70H262ZM15 73H18V74H16V75H18L17 77H19V82H18V84L16 85V83H17V81L15 80V77L13 78V75L15 74ZM77 73H79V72H77ZM150 73V72H149ZM261 73V72H260ZM69 74H70V76H69ZM153 75H154V73H152ZM251 74V73H250ZM259 74V73H258ZM74 75V74H73ZM149 75V74H148ZM159 75H161V74H159ZM158 75V76H159ZM16 77V78H17ZM22 77H24L23 78V80H24V82L22 81ZM80 77V76H79ZM89 77V76H88ZM106 77H107V74H106ZM105 77V78H106ZM161 77V76H160ZM92 78H93V76H92ZM91 78V79H92ZM155 78H156V76H155ZM158 78V77H157ZM164 78V77H163ZM88 79V78H87ZM75 80V79H74ZM106 80V79H105ZM134 81H136V78H134L133 79ZM149 80V79H148ZM151 80H153V78L151 79ZM151 80H149V81H151ZM54 82H56L55 80H53ZM71 81H72V79H71ZM79 81H80V79H79ZM89 81V80H88ZM122 81H126V80H121V82ZM155 81V80H154ZM158 81H159V79H158ZM70 82V81H69ZM106 82V81H105ZM111 82H113V81H111ZM139 82V81H138ZM159 82H161V81H159ZM50 83V84H49ZM89 83V82H88ZM116 83H119V82H116ZM114 84V82H113V84L114 85H116V87H117V84ZM128 83V82H127ZM70 84V83H69ZM80 84H81V82H80ZM104 84V83H103ZM108 84V83H107ZM113 84H111L110 85V87H112L113 86ZM131 83H129V85H130ZM136 84H139V83H137V81H136ZM52 85H53V83H52ZM105 85V84H104ZM121 84H119V86H120ZM128 85V87H130ZM133 85L135 86V83H133ZM132 85V86H133ZM139 85H141V84H139ZM54 86V85H53ZM56 86V85H55ZM54 86V88H56ZM69 86V85H68ZM70 86H71V84H70ZM81 86V85H80ZM79 86V87H80ZM85 86V85H84ZM123 86V85H122ZM121 86V87H122ZM126 86V85H125ZM152 85L150 84V86H146V87H144V90L146 89L147 90V93H145L144 92V96H145V98L146 99H148L149 101H151L150 100V96H151V93H154V88L153 87H156V86H153V87H151ZM51 87V86H50ZM71 87H74V86H71ZM82 87V86H81ZM103 87V86H102ZM114 87V89H112V90H114L113 92H115V86H113ZM136 87H138L137 85H136ZM140 87V86H139ZM158 87V86H157ZM42 88H43V91L42 92H40L41 90H42ZM85 88H87V85H86V87ZM125 88V87H124ZM132 88H134L135 90L136 89H138V88H135V87H132ZM141 88V87H140ZM64 89V88H63ZM104 89V88H103ZM127 89V88H126ZM161 90V86L159 85V88H158V90ZM37 90V91H36ZM68 90V89H67ZM72 90H75V89H72ZM72 90H69L68 91V93L69 92H71ZM77 90V89H76ZM98 91H99V89H97ZM96 90V91H97ZM117 91H119V87L116 89ZM120 90H123V89H120ZM128 90V89H127ZM131 90V89H130ZM129 90V91H130ZM141 91H144V90H142V89H140ZM66 91V90H65ZM78 91V90H77ZM80 91V90H79ZM103 90H101V92H102ZM137 91H139V90H137ZM157 91V90H156ZM64 92V91H63ZM67 92V91H66ZM65 92V93H66ZM73 92H75V91H72V93ZM82 92H85L86 93V91L83 89L82 90ZM112 92V91H111ZM125 92H126V90H125ZM140 92V91H139ZM28 93H30V92H28ZM55 93V92H54ZM121 93V92H120ZM119 93V94H120ZM142 93V92H141ZM141 93H139V95H141ZM159 93H161V92H159ZM158 93V94H159ZM78 94V93H77ZM82 94V93H81ZM113 94V96H115L114 95V93H112ZM124 94V93H123ZM33 95V94H32ZM92 95V94H91ZM98 95H99V92H98ZM100 95H103V93H101ZM117 95V94H116ZM121 95H122V93H121ZM30 96V95H29ZM46 96V97H45ZM73 96L75 97V96H77L76 94H73ZM34 97H36V96H34ZM68 97H69V95H68ZM72 97V96H71ZM74 97H72V98H74ZM86 97V96H85ZM118 97V98H117ZM117 97H113V98H116V99H119V96H117ZM67 98V97H66ZM81 98H83V97H81ZM87 98V97H86ZM85 98V99H86ZM138 98H140L139 96H138ZM24 99V101H25V99H26V97L25 98H23ZM71 99V98H70ZM78 99V98H77ZM77 99H75V101L77 100ZM85 99H84V101H85ZM111 99V98H110ZM18 100H20V98L18 99ZM35 100V99H34ZM34 100H33V102H34ZM74 100V99H73ZM89 100H91V99H89ZM142 100V99H141ZM144 100V99H143ZM67 101H70V100H67ZM74 101V102H75ZM79 101H82V100H79ZM83 101V102H84ZM108 101V100H107ZM114 101V99L111 101V102H113ZM116 101H119V100H116ZM140 101V100H139ZM85 102H88L87 100L85 101ZM84 102V103H85ZM109 102V101H108ZM142 102V101H141ZM188 102H189V100H188ZM23 103H25V102H23ZM67 103H68V105H70L69 104V102H66V105H67ZM75 103H77V101L75 102ZM74 103V104H75ZM84 103H82L83 105H84ZM116 103V102H115ZM114 103V104H115ZM21 104V103H20ZM33 104V103H32ZM72 105V106H75V105ZM88 104V103H87ZM100 104H102L103 105V103H101L100 102ZM99 104V105H100ZM106 104V103H105ZM110 105H111V103H109ZM117 104L118 103H116V105L115 106H117ZM22 105H24V104H22ZM30 105V104H29ZM45 105V104H44ZM65 105V104H64ZM78 105H80V104H78ZM82 105V106H83ZM85 105H86V103H85ZM89 105V104H88ZM98 105V106H99ZM110 105H106L107 107L108 106H110ZM26 106H28V105H26ZM31 106V105H30ZM34 106V105H33ZM33 106H31V107H33ZM114 106V105H113ZM114 106V107H115ZM120 106V105H119ZM22 107H24V106H22ZM45 107V106H44ZM71 107V106H70ZM75 107H77V106H75ZM75 107H73V108H75ZM81 107V106H80ZM85 107V106H84ZM93 107V106H92ZM121 107H123V105L121 106ZM121 107H120V109H121ZM27 108H29V107H26V109ZM72 108V109H73ZM99 108V107H98ZM97 108V109H98ZM25 109V108H24ZM78 109H81V110H83L84 111V109L85 108H78ZM89 109V108H88ZM102 109H104V108H102ZM114 109L115 108H113V110H112V112H113V115L115 114V113H117V112H114ZM118 109V108H117ZM120 109H118V111H120V113H121V110ZM31 110H34V108L33 109H31ZM41 110V109H40ZM92 110V109H91ZM109 110V109H108ZM111 110V109H110ZM153 110V109H152ZM163 111H164V109H162ZM77 112H79L78 110H76ZM103 111H106V109L105 110H102V112ZM143 112H144V110H142ZM166 111V110H165ZM26 112H27V110H26ZM72 112V111H71ZM82 112V111H81ZM85 112V111H84ZM112 112H111V115L109 116V117H107V118H109L108 119V121H112V120H115V118H114V116L112 115ZM142 112V113H143ZM28 113V112H27ZM40 113V112H39ZM67 113V112H66ZM73 113V112H72ZM75 113V112H74ZM73 113V114H74ZM107 112H105V114H106ZM109 113V112H108ZM119 113V114H120ZM145 113H147V112H145ZM166 113V112H165ZM165 113H161L162 115H161V117L163 118V116H165L164 114ZM28 114H30V112L28 113ZM33 114V113H32ZM44 114H45V112H44ZM84 114H86V113H84ZM38 115V114H37ZM43 115V114H42ZM65 115V114H64ZM108 115V114H107ZM116 115V114H115ZM145 114H143V116H144ZM27 116H28V118H27ZM32 116V115H31ZM33 116H35L34 114H33ZM70 116H71V114H70ZM80 116V115H79ZM78 116V117H79ZM87 116V115H86ZM99 116V115H98ZM118 116V115H117ZM146 116H148L147 114H146ZM73 117H75V115H73ZM81 117V116H80ZM82 117H84V116H82ZM105 117V118H106ZM122 117V116H121ZM121 117H117L116 119H117V124L118 125H120V124H122L123 122L121 121ZM125 117V116H124ZM123 117V118H124ZM136 117V116H135ZM135 117H133V118H135ZM41 118H43V116L41 117ZM47 118V117H46ZM46 118L44 119V120H46ZM63 119L65 118L64 116L62 117ZM69 118H72V116L71 117H69ZM99 118V117H98ZM102 118H104L103 116H102ZM30 119H31V117H30ZM32 119H33V117H32ZM35 119V118H34ZM34 119H33V121H34ZM83 119H86L85 117L83 118ZM129 119H132L131 117L129 118ZM136 120H134V121H137V118H135ZM199 119H201V118H199ZM38 120V119H37ZM37 120H35L34 121V123H36V121ZM48 120V119H47ZM50 120V119H49ZM52 120V119H51ZM56 120V119H55ZM59 120V119H58ZM70 120V119H69ZM76 120H78V119H76ZM107 119H105V121H106ZM164 120V119H163ZM166 120H167V118H166ZM39 121V120H38ZM42 121V120H41ZM71 121H73V119L71 120ZM75 121V120H74ZM82 121V123L81 124H83L84 125V123H83V121L84 120H81ZM80 121V122H81ZM99 121V120H98ZM104 120H103V122H105ZM107 121V122H108ZM48 122V121H47ZM46 122V123H47ZM51 122V121H50ZM79 122V123H80ZM86 122H87V120H86ZM162 122V121H161ZM169 122V121H168ZM204 122V121H203ZM37 123H39V122H37ZM75 123H77V122H75ZM99 123V122H98ZM109 123H111V122H109ZM128 123V122H127ZM132 123V122H131ZM202 123V122H201ZM204 123H206V122H204ZM80 124V125H81ZM103 124V123H102ZM102 124H98V125H102ZM107 124V123H106ZM170 124V123H169ZM209 124V123H208ZM44 125H46V124H44ZM44 125L42 124V126L44 127ZM51 125V124H50ZM49 125V126H50ZM75 125V124H74ZM79 125V124H78ZM77 125V126H78ZM79 125V126H80ZM83 125H81V126H83ZM86 125H88V122H87V124L85 123V126ZM114 126L116 125V123H114L113 124ZM123 125V124H122ZM130 124H127V126H129ZM135 125V124H134ZM164 125H166L165 123H164ZM170 125H172V124H170ZM175 125V124H174ZM33 126V125H32ZM40 126H41V124H40ZM40 126H37V127H40ZM54 126V125H53ZM53 126L52 127H50V129L51 128H53ZM78 126V127H79ZM84 126V127H85ZM112 126V125H111ZM210 126H212V125H209V127H208V125H205V127H207V128H212V127H210ZM43 127H41V128H43ZM76 127V126H75ZM88 127H90V126H88ZM101 127H105V126H101ZM108 127H110V124L108 125ZM107 127V128H108ZM123 127V126H122ZM133 127H135V126H133ZM132 127V128H133ZM155 127H157L156 125H155ZM167 128L169 127V126H166ZM171 127H173V126H171ZM27 128H29V127H27ZM31 128V127H30ZM34 128H35V126L33 127V131H34ZM48 129H49V127H47ZM47 128H44L43 129V131H42V133H41V136H40V138H42L41 140H40V142H36V143H34V142H31V140L32 139H29L30 140V142L31 143H34V144H32V145H34L35 147H37V149H34V151H36L37 150V154L39 153V151H40V153L41 154H43L44 156H43V159H41V160H38V159H40V158H37V159H35L34 157L35 156H32L33 158H31V156L29 155V153L28 152H25V151H23V152H25L24 153V155H22V156H20V154L18 155V156H20V157H18L17 159H16V163H14L15 162V160H14V164L13 165H16V166H14V167H17V166H19V163L21 162V166L22 167H20V170H25V178L23 179V180H21L20 179V181H21V184H20V186L19 185H15V183L17 182H14V185H11L12 184V182H4V184H5V186H3V185H1L0 184V264H46V263H48V264H62V262L64 261V258L66 259V257L68 258L69 256H71V254H68V253H74V251H76V250H81V252L79 253V251H78V253H79V256H77V258L78 259H76V257H73V258H75L76 259V261L74 262V264H113L110 260H108V256H106L108 253H106V254H104L103 253V250H106V249H102L101 248V241L102 240H100V237H101V234L100 235H97V233H95L96 232V230L100 227V224H101V222L104 220H109L110 222H111V225H110V227H108L109 228V234L111 235V237L113 236V235H115L116 236V239H114V238H112V239H114V241H115V243L112 241H110L111 242V245H112V247H113V251L114 252H112V255L114 254V256H118V255H120V257H121V259H120V263H122V264H218V261H217V259L218 260H220L219 258H220V256L225 260V262H226V264H244L243 263V260L245 259V258H243V256H245V257H249L250 258V260H252L251 262V264H264V249H256V248H254V246H253V244L252 243H255V242H257V241H253L252 242V240L257 236H262V235H264V218H263V216L260 214V213H262V212H259V211H261V210H259V211H257L255 208H254V206L252 205V202H250L251 201V199H249V197H248V195H245L244 194V198H242V200H243V202H245V207H243L244 208V210H242L243 212H242V216H241V219H240V216H239V214H238V217H239V220L237 221H235V219H233V220H230V219H228L227 221H226V223L225 224H223V225H220V223H219V226L217 227V225H216V227H217V229L219 230V233L221 234V239H223V240H221V239H219V240H221V245H216V246H214L215 248H214V250H212L211 252H209V250L207 249V247H204V246H201V244L200 245H198V244H196V243H194V241H193V239L190 237V236H188L186 233H184V237L181 239L180 238V235H182V231L181 230H183V229H185V228H188V227H185V228H181V230H180V227H178L177 225H175V224H179V223H175L174 224V222L175 221H172V219H170V221H172L173 222V224H171L170 226H171V228L169 227V228H167V227H163V226H166L167 224H165V223H167V222H161V221H159V220H163L162 218H163V216L161 217L160 215H162V214H164L165 216H167L166 215V213L165 212H163L162 214H160L159 215V217L161 218H158L159 220L157 221V219H156V217H158V216H156L155 215V217H154V219L151 217V215L149 216V215H147V213L145 214V213H143L144 212V210H145V208H144V210L142 211V213L139 211V209H134L133 207H132V205H133V203L132 204H130L131 202H132V200H131V202L129 203L130 205H129V207H127V209H129V210H126V208L123 210L124 211V215L123 214H121L122 216H121V218L119 219V221H124V220H127V221H124V222H126V224H127V222H129V225L128 226H131V227H133L132 226V223H133V225L135 226V227H133V229L135 230V231H137V232H130V231H124V230H122L123 228H122V226L120 225V222H117V219H116V214L118 213V212H120V211H118L117 213L115 212V210L113 211V210H109V209H107V210H105L106 209V207H105V209L103 208V206L101 207V208H103V210H104V212L105 211H107V212H105V214L103 213V211L101 212L100 210H98V212L99 213H101V214H95V212L93 213V211H95V210H93V208H89L88 207V214H85V213H83L81 210H82V206H81V204L83 203H81V201H82V198H81V194H78V191H79V189H82L83 187H85V185H81L82 186V188H80L79 187V189H78V186L76 185V184H78L79 185V180L81 179H79L78 180V182L76 183L75 181H77V180H75V179H77L76 177H75V179H73V176L71 177V176H69V174H68V169L67 168H65L64 167V165H62V164H60V165H62L64 168L62 169V167H58L57 168V170H58V174L56 173H54L55 172V166L53 165V162H52V157L53 156H51L53 153L51 152V147H52V145H55V144H52V141L54 142V139H53V137L54 136H52V135H49V134H51V132L53 133V131H51V130H54V129H51L50 131V133L49 134H47L46 133V129ZM61 128V127H60ZM81 128V127H80ZM98 128V127H97ZM113 128V127H112ZM115 128H116V126H115ZM121 128V127H120ZM129 128H131L130 126H129ZM161 128V127H160ZM165 128V127H164ZM203 128V127H202ZM214 128V127H213ZM213 128H212V130H213ZM10 129V130H9ZM16 129L17 130H19L20 129V132H17L18 133V135L20 136H18V135H15L16 136V138L15 137H13V135H11V136H5V133H7V131L9 132V131H11L13 134L14 133H16ZM75 129V128H74ZM83 129V128H82ZM81 129V130H82ZM87 129V128H86ZM88 129H90V128H88ZM95 129V128H94ZM93 129V130H94ZM104 129H106V127L104 128ZM103 129V130H104ZM114 129V128H113ZM113 129L112 130H108V132L107 133H110V131H113ZM122 129V128H121ZM136 129V128H135ZM135 129H133V130H135ZM157 129H158V127H157ZM161 129H163V128H161ZM27 130V129H26ZM28 130H31L30 131V133L32 132V129H28ZM35 130H38V129H35ZM40 130V129H39ZM76 130V129H75ZM95 130H97V129H95ZM106 130V131H107ZM115 130V129H114ZM117 130H119L118 128H117ZM127 130V129H126ZM133 130H131V131H133ZM153 130V129H152ZM176 130V129H175ZM218 130H220V129H218ZM217 130V131H218ZM48 131V130H47ZM55 131H57L58 132V130H55ZM90 131V130H89ZM121 131V130H120ZM119 131V132H120ZM124 131V130H123ZM171 131V130H170ZM203 131H205V130H203ZM210 131V130H209ZM214 131V130H213ZM216 131V132H217ZM38 132V131H37ZM37 132H35L34 131V133L33 134H36ZM40 132H41V130H40ZM91 132H93V131H91ZM90 132V133H91ZM96 132V131H95ZM101 132V131H100ZM104 132V131H103ZM102 132V133H103ZM116 132V131H115ZM122 132V131H121ZM207 132V131H206ZM28 133V132H27ZM39 133V132H38ZM98 133V132H97ZM97 133H94V134H97ZM126 133V132H125ZM128 133V132H127ZM133 133V132H132ZM180 133V132H179ZM208 133H211V132H208ZM213 133H215V131L213 132ZM212 133V134H213ZM219 133V132H218ZM218 133H216V134H218ZM26 134V133H25ZM56 134H58V133H56ZM84 135V130H83V133H82V131L80 132V135ZM93 134V135H94ZM112 134V133H111ZM117 134H119V133H117ZM116 134V135H117ZM212 134H209V135H212ZM261 134V133H260ZM7 135H8V133H7ZM59 135V134H58ZM109 135L110 134H108V135H106V136H104V137H109ZM116 135H112V137H113V139L115 138L114 136H116ZM122 135H124V137H126V138H128L127 136H125V134H123L122 133ZM158 135V134H157ZM156 135V136H157ZM233 135H235V134H233ZM256 135V134H255ZM254 135V136H255ZM258 133H257V136H255V137H257L256 138V141H255V144H253V145H250V146H248V145H246L247 146V148H249V149H251L252 147H253V151L256 149V148H260V149H264V143H260L259 144V142L257 141V139H258ZM31 136V138H32V136L33 135H30ZM29 136V137H30ZM57 136V135H56ZM55 136V137H56ZM73 136H74V134H73ZM86 136V135H85ZM95 137L96 136H102L103 137V134L102 135H99V134H97V135H94ZM129 136V135H128ZM207 136V135H206ZM219 137L220 136H223V135H218ZM259 136H261V135H259ZM24 137V136H23ZM36 137H38V136H36ZM88 137V136H87ZM107 137V138H108ZM111 137V136H110ZM124 137L123 138H121V139H124ZM198 137H200V136H198ZM209 137V136H208ZM230 137H232V136H230ZM234 137V136H233ZM235 137H237V138H239V139H237V140H241L242 141V139H240V137H242V135L241 136H235ZM262 137H264V136H262ZM25 138H26V135H25ZM25 138H23L24 140H26ZM35 138V137H34ZM33 138V139H34ZM77 138H78V136H77ZM84 138V137H83ZM159 138V137H158ZM162 138V137H161ZM212 138V137H211ZM244 138H246V137H243V139ZM37 139V138H36ZM53 139V140H52ZM97 139H99V141H101L100 140V138L98 137ZM111 139V138H110ZM116 139V138H115ZM157 139V138H156ZM205 139H209L210 140V137L209 138H207V137H205ZM213 139H215V138H213ZM29 140H27V141H25V142H28ZM83 140V139H82ZM108 140V139H107ZM107 140L105 139V141L107 142ZM137 140V139H136ZM159 139H157L156 140V142H155V145H154V147H156L157 146V144H158V141ZM195 140H197V138L195 139ZM220 140H223V138L222 139H220ZM236 140V139H235ZM259 140H260V137H259ZM33 141V140H32ZM61 141V140H60ZM65 141V140H64ZM64 141L62 142V143H64ZM89 141H90V137H89ZM109 141V140H108ZM158 141V142H157ZM200 141H202V140H200ZM213 141V140H212ZM244 141L245 140H243V143H244ZM249 141H251V140H249ZM25 142H24V146H25ZM85 142V141H84ZM106 142H104V144L106 143ZM114 142L116 143V140H114ZM121 142H124L123 140L121 141ZM128 142V141H127ZM127 142H126V144H127ZM131 142V141H130ZM135 142H138V140L137 141H135ZM192 142V141H191ZM195 142L196 141H194V143H192V144H195ZM198 142V141H197ZM202 142H204V141H202ZM205 142H206V140H205ZM260 142H262V141H260ZM54 143H57V142H54ZM96 143H98V142H96ZM100 143V142H99ZM98 143V144H99ZM115 143H114V147H115ZM129 143V142H128ZM132 143V142H131ZM199 143V142H198ZM240 143V142H239ZM247 143H249V142H247ZM87 144V143H86ZM110 144H111V142H110ZM117 144V143H116ZM123 144V143H122ZM160 144V143H159ZM214 144V143H213ZM236 144H238V143H236ZM235 144V145H236ZM29 145H31V144H29ZM93 145V144H92ZM94 145H96V144H94ZM94 145H93V148H94ZM101 145V144H100ZM112 145V144H111ZM119 145H121L120 144V142H119V144L117 145V147L115 148L116 150H118L117 148L119 147ZM136 145V144H135ZM138 145H139V143H138ZM143 145V144H142ZM141 145V146H142ZM197 145V144H196ZM238 145H240V144H238ZM2 146V145H1ZM70 146V145H69ZM102 146H103V143H102ZM107 145H105L104 146V148L106 147ZM127 146V145H126ZM140 146V145H139ZM202 146H204V145H202ZM9 148V150L10 151H6L5 149L6 148ZM22 147H23V145H22ZM31 147V146H30ZM30 147H28V149H30ZM33 147V146H32ZM56 147H58V145L56 146ZM72 147V146H71ZM107 147H109V146H107ZM114 147H113V149H114ZM197 146H195V150L194 151H196V152H194V156L195 157H197L196 159H194V161H193V164H194V169H196V172H197V176H198V179H199V183H202V184H204V186H206V191H205V194L208 196L209 194L211 195L212 194V192L213 193H215V191H212L213 190V185L214 184H216V183H214V184H212L211 183V181H210V179H209V176H208V168H207V161H209V157L208 156H206V154H207V152L205 151V149H203V147H202V150L200 151V152H202V155L200 154V153H198L197 152V148H196ZM215 147V146H214ZM245 147V146H244ZM102 148V147H101ZM104 148H102V149H104ZM110 148V147H109ZM136 148V147H135ZM140 148V147H139ZM142 148V147H141ZM157 148V147H156ZM159 148V147H158ZM198 148H200L199 146H198ZM206 148H208L207 146H206ZM240 148H242V146L241 147H239V148H237V149H240ZM255 148V149H254ZM23 149H24V147H23ZM100 149V148H99ZM98 149V150H99ZM101 149V150H102ZM114 149V150H115ZM137 149V148H136ZM160 149V148H159ZM56 150V149H55ZM96 150V149H95ZM104 150H106V148L104 149ZM107 150H108V148H107ZM110 150H111V148H110ZM109 150V151H110ZM113 150V151H114ZM135 150V149H134ZM151 150H154V149H151ZM198 150H200V149H198ZM207 150H209V149H207ZM28 151H31V150H28ZM52 151H54V150H52ZM61 151V150H60ZM77 152H78V150H76ZM100 151V150H99ZM112 151V150H111ZM110 151V152H111ZM112 151V152H113ZM121 151V150H120ZM160 151V150H159ZM221 151V150H220ZM242 151V150H241ZM55 152V151H54ZM94 152H96V151H94ZM114 152H118V151H114ZM188 152V151H187ZM255 152V151H254ZM36 153V152H35ZM39 153V154H40ZM63 153H64V151H63ZM96 153H98V152H96ZM122 153V152H121ZM156 153V152H155ZM155 153H153V154H155ZM18 154V153H17ZM66 154H67V151H66ZM74 154V153H73ZM78 154V153H77ZM77 154L75 155L76 157L75 158H79L80 157V155H78L79 157H77ZM102 154H104V153H102ZM101 154V155H102ZM114 154H117V153H114ZM209 154H211V153H209ZM218 154V153H217ZM217 154H215V155H217ZM31 155H32V153H31ZM95 155H97V154H95ZM100 155V156H101ZM109 155V154H108ZM112 155V154H111ZM124 155V154H123ZM123 155H121L120 154V156H123ZM156 155V154H155ZM192 155V154H191ZM15 156V155H14ZM38 156V155H37ZM36 156V157H37ZM40 156V155H39ZM38 156V157H39ZM84 156V155H83ZM103 156V155H102ZM110 156V155H109ZM119 156V157H120ZM151 156H152V154H151ZM16 157V156H15ZM42 157V156H41ZM56 157V156H55ZM54 157V159L55 160H53V161H56V159H58V158H55ZM60 157V156H59ZM63 157V156H62ZM69 157V156H68ZM85 157H87V156H85ZM105 157V156H104ZM104 157H103V159H104ZM107 157V156H106ZM111 157V156H110ZM112 157H114L115 158V156H112ZM14 158V157H13ZM13 158L11 159V160H13ZM29 158H31V159H29ZM64 158V157H63ZM69 158H71V155H70V157ZM107 158H109V157H107ZM107 158H106V161H105V163L107 162V161H109V160H107ZM116 158H117V156H116ZM123 158V157H122ZM122 158H120V160H122ZM150 159L152 158V157H149ZM148 158V159H149ZM174 158V157H173ZM182 158V157H181ZM233 158V157H232ZM237 158V157H236ZM250 158V157H249ZM67 159V155H66V158L64 159V160H66ZM81 159V158H80ZM80 159H78V160H80ZM100 159H101V157H100ZM102 159V160H103ZM110 159V158H109ZM119 159V158H118ZM154 159V158H153ZM191 159V158H190ZM234 159V158H233ZM233 159H231V160H233ZM239 159V158H238ZM69 159H67V161H68ZM71 160V159H70ZM76 160V159H75ZM84 160H86L85 158H84ZM83 160V161H84ZM88 160V159H87ZM112 160H114V159H112ZM155 160V159H154ZM179 160V159H178ZM218 160V159H217ZM234 160H236V159H234ZM240 160H241V158H240ZM59 161L61 162L62 160H60L59 159ZM72 161V160H71ZM82 161V162H83ZM96 161H97V159H96ZM99 161V160H98ZM111 161V160H110ZM149 161V160H148ZM151 161V163H152V160H150ZM237 162H238V160H236ZM235 161V162H236ZM242 161H244L243 162V164L245 165V160H242ZM242 161H239V163L240 162H242ZM52 162V165H50V163ZM65 162V161H64ZM87 163H88V161H86ZM85 161H84V163H86ZM112 162H114V161H112ZM180 162L182 163V161L180 160ZM180 162L178 161V163L180 164ZM62 163V162H61ZM66 163V162H65ZM74 163V162H73ZM77 163V165H78V162H76ZM79 163H80V161H79ZM108 163V162H107ZM115 163V162H114ZM114 163H112L113 165H114ZM174 163H176V162H174ZM174 163H171V164H174ZM178 163H177V165L175 166V167H178V166H180V165H178ZM208 163H210L211 164V162L209 161ZM97 164H101V161H99V163H97ZM117 164V163H116ZM119 164V163H118ZM57 165H59V164H57ZM68 165H70V163L68 164ZM67 165V166H68ZM81 165V164H80ZM80 165H79V167H80ZM82 165H84V164H82ZM86 165V164H85ZM90 165V164H89ZM102 165H103V162H102ZM112 165V166H113ZM121 165V164H120ZM175 165V164H174ZM186 165V164H185ZM66 166V167H67ZM87 166V165H86ZM91 166V165H90ZM104 166V165H103ZM110 166V165H109ZM169 166H171V165H169ZM182 166V165H181ZM188 166V165H187ZM236 166H238V165H236ZM79 167L77 168L78 170H79ZM83 167H85V166H83ZM95 167V166H94ZM93 167V168H94ZM114 167V166H113ZM121 167V166H120ZM154 167H156V164H155V166ZM174 167V166H173ZM184 167H186V166H184ZM232 167V166H231ZM241 167V166H240ZM18 168V167H17ZM49 168H50V171H52V175H53V178H55L56 180H54V182H53V184L51 185V187L53 188L52 189V196H51V198H50V200H48L47 201V206H48V210H45V208H46V205H44L45 206V208H44V214L42 215V218L41 219H43V224H38V223H40V221L39 222H37L38 220V218H36L35 216H37L36 214L37 213H34V215H33V211L34 210H37L35 207H39L40 206V204H42V202H43V197L44 196H42V192H41V190H43L44 188H42V187H46V186H50L49 184L48 185H45V183H44V181L43 180H46V179H44L45 177H47V173H48V171H49ZM88 168H90V167H88ZM107 169H109L108 168V166L106 167ZM116 168H118V166L116 165ZM164 168H167V169H170V168H168V167H164ZM179 168V167H178ZM230 168V167H229ZM15 169V168H14ZM76 169V170H77ZM95 169V168H94ZM112 169V168H111ZM149 169V168H148ZM154 169V168H153ZM19 170V169H18ZM70 171L72 170V168L71 169H69ZM75 170V171H76ZM86 170H88V169H86ZM90 170V169H89ZM88 170V171H89ZM97 170V169H96ZM103 170V169H102ZM116 170V169H115ZM121 170V169H120ZM156 170H157V168H156ZM180 170V169H179ZM232 170V169H231ZM239 170H241V169H238V167H236L235 169H233L232 170V172H231V178L232 179H234V180H238L239 179V177L241 176V173H240V171ZM251 170H253L254 171V169H251ZM69 171V172H70ZM74 171V172H75ZM81 171H82V169H81ZM90 171H92V170H90ZM89 171V172H90ZM98 171V170H97ZM100 171H101V169H100ZM105 173H107V171H105V169L103 170ZM110 171V170H109ZM154 171H155V169H154ZM170 171H172V170H170ZM184 171V170H183ZM189 171V170H188ZM229 171V170H228ZM10 172V171H9ZM17 172H19V171H17ZM74 172H73V170H72V172H70V173H73L74 174ZM83 172L84 171H82V174H83ZM102 172V171H101ZM101 172H99V173H101ZM126 172V171H125ZM144 172V171H143ZM147 172V171H146ZM149 172H151V170H149ZM148 172V173H149ZM157 171H155V173H156ZM167 172V171H166ZM169 172V171H168ZM167 172V173H168ZM175 172V169H173V173ZM178 172V171H177ZM192 172V171H191ZM191 172H188V173H191ZM193 172H195V171H193ZM218 172H220V171H218ZM217 172V173H218ZM226 172H227V170H226ZM246 172H248V171H246ZM258 172V171H257ZM264 172V171H263ZM79 176H80V170H79ZM97 172H95V174H96ZM109 173H111V171L109 172ZM108 173V174H109ZM118 173V172H117ZM142 173V171L139 173V174H141ZM159 173V172H158ZM166 173V174H167ZM172 173V172H171ZM171 173H169V174H171ZM183 173V172H182ZM223 173V172H222ZM262 173V172H261ZM23 174V173H22ZM77 173H75V175H76ZM113 174H115V172H113ZM133 174V173H132ZM151 174H154L153 172L151 173ZM248 174V173H247ZM18 175H20V173L18 174V173H15L14 171H12L11 170V177H13V178H17V177H22V176H18ZM52 175H48V176H50V177H52ZM97 175H98V173H97ZM105 175V174H104ZM147 174L145 173V175L144 176H146ZM155 175V174H154ZM162 175H164V174H162ZM171 175H173V174H171ZM170 175V176H171ZM180 175V174H179ZM217 175H219V173L217 174ZM216 175V176H217ZM246 175V174H245ZM8 176V175H7ZM6 176V177H7ZM77 176V175H76ZM111 176V175H110ZM113 176V175H112ZM139 176V175H138ZM142 176V175H141ZM141 176H139L140 178L139 179H141L142 177ZM158 176V175H157ZM157 176H156V179H157ZM166 176V175H165ZM165 176L164 177H162V178H165ZM220 176H222V174H220ZM224 176V175H223ZM252 176H254V174L252 175ZM81 177V176H80ZM83 177V176H82ZM99 177V176H98ZM114 177V176H113ZM124 178H125V176H123ZM129 177H130V175H129ZM171 177H173V176H171ZM170 177V178H171ZM176 177H178L177 175H176ZM175 177V178H176ZM219 177V176H218ZM245 176H244V174H243V177L242 178H244ZM256 177H258L257 175H256ZM5 178V177H4ZM53 178H49L48 180H50V179H53ZM90 178H96V180H97V177H92V176H90ZM100 179H101V177H99ZM102 178H104V179H101V181L100 182H103L104 180H105V178H108V177H105V176H103ZM121 178H122V175H121ZM120 178V179H121ZM135 178H136V175H135ZM148 178H150V177H148ZM166 178H168V180H170V181H168V182H170V183H172L171 181V179H173V178H169V175H167V177ZM165 178V179H166ZM224 178L226 179V177L224 176ZM241 178V179H242ZM10 179H12V178H10ZM15 179H14V181H15ZM89 179V178H88ZM110 179V178H109ZM113 179V178H112ZM131 179H133V178H131ZM159 180H161L160 178H158ZM164 179V180H165ZM178 179V178H177ZM217 179V178H216ZM248 179V178H247ZM261 179V182L260 183H258L256 186L258 187V189L260 190V195L261 196H264V176L263 177H261L260 178ZM8 180V179H7ZM17 180H19L18 178H17ZM103 180V181H102ZM129 180V179H128ZM136 180V179H135ZM135 180H133L134 182H136ZM149 180V179H148ZM153 180H154V178H153ZM163 180V181H164ZM179 180V179H178ZM192 180V179H191ZM223 180V179H222ZM9 181H11V180H9ZM42 181H43V184H44V186H42ZM82 181H83V179H82ZM85 181V180H84ZM95 182V180H92V182ZM99 181V180H98ZM116 181V180H115ZM115 181H113V182H115ZM118 181V180H117ZM126 180L124 179V182H125ZM146 181V180H145ZM175 181V180H174ZM215 181V180H214ZM221 181V180H220ZM81 182V181H80ZM89 182V181H88ZM87 182V183H88ZM91 182V181H90ZM91 182V183H92ZM93 182V183H94ZM105 182V181H104ZM104 182L102 183V184H104ZM144 182V181H143ZM147 182V181H146ZM151 182V181H150ZM155 182V181H154ZM165 182V181H164ZM177 182H179V181H177ZM182 182V181H181ZM185 182V181H184ZM190 182V181H189ZM216 182V181H215ZM228 182V181H227ZM238 182V181H237ZM240 182V181H239ZM245 182V181H244ZM20 183V182H19ZM46 183H49V182H46ZM52 183V182H51ZM86 183V182H85ZM112 182H110V184H111ZM118 183H121V182H118ZM117 182H116V184H118ZM130 183V182H129ZM148 184H145V185H149V182H147ZM170 183H169V185H170ZM174 183V182H173ZM187 183V182H186ZM223 183H224V181H223ZM222 183V184H223ZM255 183V182H254ZM253 183V184H254ZM2 184H3V182H2ZM84 184V183H83ZM99 184V183H98ZM109 184V185H110ZM122 184H123V182H122ZM122 184L120 185V184H118V185H120V186H122ZM132 184H134L133 182H132ZM137 183H135V185H136ZM151 184H152V182H151ZM154 184H156V183H154ZM152 185V186H155V185ZM160 184V183H159ZM178 184H180V183H178ZM177 184V186L176 185H173L174 186V188L176 187V189H177V187L179 186ZM185 184V183H184ZM195 184V183H194ZM241 184H243V183H241ZM88 185V184H87ZM90 185V184H89ZM88 185V186H89ZM95 185H97V183L95 184ZM94 185V186H95ZM100 185V184H99ZM105 185V188H104V186H102L104 189H106V184H104ZM124 185H126V187H128V183L127 184H124ZM139 185H141V183L139 184ZM168 185V186H169ZM229 185H232V184H229ZM247 185V184H246ZM87 186V190H90L89 189V187ZM98 186V185H97ZM110 186H112V185H110ZM138 186V185H137ZM152 186H150V187H152ZM164 186V185H163ZM181 186H183V185H181ZM215 186V185H214ZM242 186V185H241ZM16 187H18V189L19 188H21L22 189V193H21V195H20V197L18 196V198H17V196H15L16 195V193H14V192H16V191H14V190H16L17 188ZM99 187V186H98ZM100 187H101V185H100ZM99 187V188H100ZM124 187V186H123ZM125 187V188H126ZM132 187V186H131ZM130 187V188H131ZM135 187V186H134ZM156 187V186H155ZM180 187V186H179ZM178 187V188H179ZM187 187V186H186ZM193 187V186H192ZM192 187L191 188H187V189H185L186 191L187 190H189L190 192H191V195L192 196H195V193H197L195 190H192ZM224 187H225V185H224ZM243 188H244V186H242ZM246 187H248V186H246ZM92 188V187H91ZM114 188V187H113ZM121 188V187H120ZM130 188H127V189H130ZM136 188H140V187H136ZM136 188H134V189H136ZM148 188H149V186H148ZM167 188V187H166ZM169 188V187H168ZM170 188H172L171 186H170ZM170 188H169V191L170 192H172V190H173V192H174V189H172V190H170ZM203 188V187H202ZM215 188H217L216 186H215ZM218 188H221V187H218ZM227 187H225V188H222V189H226ZM239 188H241V187H239ZM21 189H20V191H21ZM47 189V188H46ZM94 189V188H93ZM98 189V188H97ZM110 189V191H112L111 190V188H109ZM145 189V188H144ZM150 189V188H149ZM152 189V188H151ZM150 189V190H151ZM160 189H162V188H160ZM180 190L182 189V188H179ZM228 189V188H227ZM233 189V188H232ZM232 189H230V190H232ZM242 189V188H241ZM253 189H255V188H253ZM49 190V189H48ZM83 190H85V188L84 189H82V192H83ZM106 190H108V189H106ZM115 190V189H114ZM121 190V189H120ZM126 190V189H125ZM139 190H141V188L139 189ZM149 190V191H150ZM184 190V189H183ZM229 190V191H230ZM243 190V189H242ZM35 191V192H34ZM109 191V190H108ZM124 191V190H123ZM142 191V190H141ZM158 193V195L157 196H159V191L158 190H156ZM161 191V190H160ZM178 191V190H177ZM186 191H184V192H186ZM223 191H225V190H223ZM244 192H242V193H245V190H243ZM250 191V190H249ZM81 192V193H82ZM85 193L84 194H86V193H89V192H91L92 193V191H88V192H86V190L84 191ZM104 192H105V190H104ZM121 192H122V190H121ZM128 192V191H127ZM145 193H146V191H144ZM144 192H142V194L144 193ZM147 192H148V189H147ZM164 192H168V191H164ZM172 192V193H173ZM181 193H183L182 192V190L180 191ZM179 192V193H180ZM188 192V191H187ZM219 192V191H218ZM217 191H216V193H218ZM220 192H221V190H220ZM219 192V193H220ZM226 192H228V191H226ZM234 192H235V190H234ZM258 192V191H257ZM19 193V192H18ZM90 193V194H91ZM94 193H95V191H94ZM100 194H101V192H99ZM98 193V194H99ZM110 193V192H109ZM120 193V192H119ZM123 193V192H122ZM129 194L131 193V192H128ZM128 193H126V194H128ZM135 193H139V191H137V190H135ZM174 193H177V192H174ZM216 193H215V195L214 196H216L217 197V195H216ZM218 193V194H219ZM229 193H231V192H229ZM237 193H239V192H237ZM249 193V192H248ZM254 193H255V191H254ZM50 194V193H49ZM98 194H96V195H98ZM141 194V193H140ZM141 194V195H142ZM149 194H152V193H150L149 192ZM148 194V195H149ZM168 194H170V193H167V195ZM225 194V193H224ZM234 194H236V193H234ZM250 194V193H249ZM44 195V194H43ZM45 195H47V194H45ZM88 195V194H87ZM87 195H85V196H87ZM95 195V196H96ZM104 195V194H103ZM106 195H107V193H106ZM105 195V196H106ZM114 195V194H113ZM122 195H124V196H121V195H118L120 198H122V197H125V191H124V194H122ZM144 195H146V194H144ZM147 195V196H148ZM172 195V194H171ZM173 195H175V194H173ZM177 195V194H176ZM183 195V194H182ZM209 195V196H210ZM219 195H221V194H219ZM218 195V196H219ZM237 195V194H236ZM250 195H252V194H250ZM257 195V194H256ZM84 196V195H83ZM90 196V195H89ZM110 196V195H109ZM109 196H107V197H109ZM118 196H116V197H118ZM131 196V195H130ZM150 196H152V195H150ZM150 196H148V199L146 198L145 200H149V197ZM164 196H166V193H165V195ZM183 196H185V195H183ZM213 195L211 196V197H214ZM229 196L231 197L232 195H230L229 194ZM238 196V195H237ZM243 196V195H242ZM261 196H259V197H261ZM91 197V196H90ZM98 196H96V198H97ZM119 197L118 198H114V202H115V199H119ZM134 197V195H132V197H130V198H133ZM135 197H137L138 198V194H136V196ZM142 197H144V196H142ZM153 197H156V195L155 196H153ZM162 197V196H161ZM161 197H159V198H161ZM190 197V196H189ZM189 197H185V198H189ZM226 197V196H225ZM46 198V197H45ZM86 198V197H85ZM85 198H84V200H85ZM95 198V197H94ZM93 198V199H94ZM99 198V197H98ZM102 198H104V197H102ZM111 198V197H110ZM141 198V197H140ZM168 198H171L170 196H166V199L167 200H169ZM180 198V197H179ZM182 198H184V197H182ZM182 198L180 199L181 201H182ZM184 198V199H185ZM203 198V197H202ZM221 198H222V196H221ZM227 198V197H226ZM236 198V197H235ZM234 198V200H236ZM239 198V197H238ZM237 198V199H238ZM92 199V198H91ZM91 199H90V201H91ZM135 199V198H134ZM141 199H143V198H141ZM151 199H153V198H150V200ZM172 199H174V198H172ZM176 199H178L177 197H176ZM207 199V198H206ZM212 199V198H211ZM214 199V198H213ZM229 199V198H228ZM97 200V199H96ZM105 200V199H104ZM103 200V201H104ZM109 200H111V199H109ZM127 200V199H126ZM137 200H140V199H137ZM149 200V202H151ZM161 200H164V198H162V199H159L158 201H160V202H162ZM171 200V199H170ZM180 200H177L178 202H181ZM201 200H203V199H201ZM215 200V199H214ZM218 200V199H217ZM219 200L220 201H222V202H226L227 203V201H223L224 199H220L219 198ZM46 201V200H45ZM93 201V200H92ZM91 201V202H92ZM106 201V200H105ZM124 201V200H123ZM142 201V200H141ZM155 201H157V199H155ZM164 201H166V200H164ZM173 201V200H172ZM171 201V202H172ZM175 201V200H174ZM176 201V202H177ZM187 201V202H186ZM192 202H194V204H192V203H190L189 202V200H185V202L186 203H190L189 205H188V207L189 208H191V206H192V208L193 209H195L199 204H197V202L194 200H191ZM207 201H208V199H207ZM241 201V199H239L238 200V203ZM94 202V201H93ZM92 202V203H93ZM99 202V200L96 202V203H93V204H95L96 206H97V203ZM113 202V201H112ZM128 202V201H127ZM143 202H145V201H142V203ZM154 202V201H153ZM153 202H151V204L153 203ZM204 202V201H203ZM219 202V201H218ZM232 202V201H231ZM260 202V201H259ZM264 202V201H263ZM46 203V202H45ZM92 203H90V202H88V205H92ZM110 203V202H109ZM139 203V202H138ZM138 203H136V205L138 204ZM146 203V202H145ZM165 203V202H164ZM202 203V202H201ZM209 203H211V202H209ZM214 202H212V204H213ZM216 203H217V201H216ZM230 203V202H229ZM237 203V202H236ZM241 203V202H240ZM84 204V203H83ZM106 204V203H105ZM115 204V203H114ZM117 204H118V202L115 204L116 206H117ZM124 204H126V203H124ZM166 204H167V202H166ZM171 204H174L173 202L171 203ZM181 204H182V202H181ZM211 204V205H212ZM218 204V203H217ZM221 204H223V203H221ZM231 204H233V203H231ZM244 204V203H243ZM94 205V206H95ZM100 205V204H99ZM98 205V207L100 208V206ZM110 205V204H109ZM120 205V204H119ZM135 205V204H134ZM139 205V204H138ZM154 205V204H153ZM153 205H151V206H153ZM161 205V209L163 208L162 206H163V203L162 204H158V207ZM175 205H177V204H175ZM182 205H186V204H184V202H183V204ZM181 205V206H182ZM201 205H203V204H201ZM206 205V204H205ZM210 205V204H209ZM209 205H207V206H209ZM225 205V204H224ZM223 205V206H224ZM228 205V204H227ZM226 205V206H227ZM242 205V204H241ZM263 205V204H262ZM43 206V207H44ZM84 206V205H83ZM95 206V207H96ZM106 206V205H105ZM110 206H113V205H110ZM116 206H114V207H116ZM121 206V205H120ZM139 206H141V205H139ZM139 206L137 207V208H139ZM143 206H145L144 205V203H143ZM147 206V205H146ZM145 206V207H146ZM157 206V205H156ZM166 206V205H165ZM167 206L169 207L170 206V208L171 209H174V208H172V206L171 205H169V204H167ZM167 206H166V209H167ZM178 206V205H177ZM216 206V205H215ZM219 206V205H218ZM221 206V205H220ZM223 206H221V207H223ZM229 206V205H228ZM227 206V208H229L230 207V211H231V209L233 208H231V206L232 205H230L229 207ZM243 206V205H242ZM43 207H41V208H43ZM107 207H109V206H107ZM125 207V206H124ZM124 207H122V208H124ZM136 207V206H135ZM155 206H153V208H154ZM199 207V206H198ZM201 207V206H200ZM262 207V206H261ZM110 208V207H109ZM120 208V207H119ZM165 208V207H164ZM185 208H187V207H185ZM185 208H183V209H185ZM202 208V207H201ZM207 208V207H206ZM205 208V209H206ZM239 208H241V207H239ZM238 207H237V209H239ZM259 208V207H258ZM98 209V208H97ZM96 209V210H97ZM115 209H118L117 207L115 208ZM142 209H143V207H142ZM147 209V208H146ZM160 209V210H161ZM165 209V210H166ZM179 209V208H178ZM200 209V208H199ZM220 209V208H219ZM234 209V208H233ZM236 209V208H235ZM234 209V210H235ZM242 209V208H241ZM260 209V208H259ZM122 210V209H121ZM134 210H136V211H134ZM164 210V211H165ZM186 210V209H185ZM187 210H188V208H187ZM204 210V208H202L201 209V211H203ZM210 210V209H209ZM213 210H215L214 208L213 209H211V211H213ZM217 210V209H216ZM225 210V209H224ZM228 210V209H227ZM38 211H41L42 212V209H39ZM37 211V212H38ZM146 211V210H145ZM149 211H151V210H149ZM155 211V210H154ZM169 211H170V209H169ZM173 211V210H172ZM197 210H194V212H196ZM205 211V210H204ZM207 211H208V209H207ZM218 211V210H217ZM226 211V210H225ZM238 211V210H237ZM97 212V211H96ZM152 212V211H151ZM150 212V213H151ZM156 212V211H155ZM158 212V214H159V212H162V210L161 211H157ZM174 212V211H173ZM198 212H200V211H198ZM210 212V211H209ZM222 212H224V211H222ZM234 212V211H233ZM120 213H122V211L120 212ZM154 213V212H153ZM179 213V212H178ZM212 213V212H211ZM102 214H104V218H100L99 217V215H102ZM152 214V213H151ZM199 214V213H198ZM203 214H205L204 212H203ZM209 214V213H208ZM224 214H226V213H224ZM263 214V213H262ZM85 215V216H84ZM170 215V214H169ZM177 215V214H176ZM179 215V214H178ZM177 215V216H178ZM183 215V214H182ZM212 215V214H211ZM211 215L209 214V216L211 217ZM229 215V214H228ZM41 216V215H40ZM148 216H149V218H148ZM164 216V217H165ZM174 217H176V221L179 219V218H184V216H181V214L179 215L180 217H178L177 218V216H175V215H173ZM196 216V215H195ZM198 216H201L200 214L198 215ZM204 216V215H203ZM230 216H232V215H230ZM118 217H119V215H118ZM191 217V216H190ZM204 217H206V216H204ZM217 218H218V216H216ZM234 217V216H233ZM236 217V216H235ZM234 217V218H235ZM170 218V217H169ZM202 218V217H201ZM225 218V217H224ZM228 218H229V216H228ZM232 218V217H231ZM156 219V220H155ZM186 219V218H185ZM203 219V218H202ZM219 219H220V216H219ZM187 220V219H186ZM193 220H195V219H193ZM197 221H199V219H196ZM109 221H107V222H109ZM164 221H166V220H164ZM179 221V220H178ZM189 221V220H188ZM201 221V220H200ZM199 221V222H200ZM223 222H224V220H222ZM222 221H220L221 223H222ZM106 222V223H107ZM109 222V223H110ZM123 222V223H124ZM179 222H182V221H179ZM185 222V221H184ZM190 222H192V220L190 221ZM190 222H188V223H190ZM194 222V221H193ZM206 222H208V221H206ZM211 222H212V220H211ZM210 222V223H211ZM104 223V222H103ZM195 223V222H194ZM203 222H201V224H202ZM126 224H125V226H126ZM180 224H182V223H180ZM198 223H195V225H197ZM103 224H101V226H102ZM106 225V224H105ZM203 225V224H202ZM205 225H208V223L207 224H205ZM167 226H169V225H167ZM181 226V225H180ZM185 226H189L188 224L186 225V222H185ZM201 226V225H200ZM199 226V227H200ZM103 227V226H102ZM127 227V226H126ZM125 227V228H126ZM181 227H183V226H181ZM202 227H205V226H202ZM101 228V227H100ZM99 228V229H100ZM107 228V229H108ZM124 228V229H125ZM130 228V227H129ZM128 228V230H130ZM189 228H190V226H189ZM186 229V231H190V229ZM207 228H209V225L207 226ZM127 229V228H126ZM125 229V230H126ZM106 230V229H105ZM104 230V231H105ZM180 230V232H178ZM202 230H204V228L202 229ZM209 230V229H208ZM207 230V231H208ZM230 230V231H229ZM98 231H102L101 229L100 230H97V232ZM104 231H103V233H104ZM107 231V230H106ZM121 231H123V232H125L124 234L121 232ZM131 231H132V229H131ZM193 231V230H192ZM205 231V230H204ZM209 232H210V230H209ZM101 233V232H100ZM106 233V232H105ZM104 233V234H105ZM218 233V234H219ZM190 235H191V232L189 233ZM208 234V233H207ZM107 235V234H106ZM213 235H215V234H213ZM104 236V235H103ZM122 236V237H121ZM205 236H207V235H205ZM204 236V237H205ZM211 236V238L213 237L212 235H210ZM217 236V235H216ZM216 236H214V237H216ZM105 237H107V236H105ZM125 237V239H124V241H123V238ZM193 237V236H192ZM198 237H199V235H198ZM197 237V238H198ZM262 237H264V236H262ZM195 238V237H194ZM258 239V238H257ZM256 239V240H257ZM105 240H107V238H105ZM171 241V243H172V240H173V243L175 242V240H177L175 243H177L178 242V245H175V243H174V246H173V248H169L170 246L169 245H171L168 241ZM207 240V239H206ZM206 240H204V241H206ZM208 240H209V238H208ZM215 240V239H214ZM263 241H264V239H262ZM211 242H213V241H211ZM215 242H217V241H215ZM215 242H213L214 243V245H215ZM103 243H105V242H103ZM173 243H172V245H173ZM258 243V242H257ZM108 244V243H107ZM210 244V243H209ZM264 244V243H263ZM124 245V246H123ZM256 245H259V244H256ZM123 246V247H122ZM209 246H211V245H209ZM264 246V245H263ZM104 247V246H103ZM260 247V246H259ZM258 247V248H259ZM108 248H110V246H108ZM173 249H175V251L176 250H179V252H180V256L181 257H179V256H176L177 254H174L173 255V253L175 252V251H171V250H173ZM108 250V249H107ZM111 249H109V251H110ZM108 251V252H109ZM178 251H176V253H177ZM186 252H188V253H190V254H185ZM65 254V255H64ZM75 254H77V253H75ZM170 255L172 256H176V257H173V259L170 257ZM179 255V254H178ZM184 255H185V257L187 256L188 258H190V259H188L187 257L185 258L184 257ZM75 256V255H74ZM113 256V257H114ZM109 257H110V255H109ZM112 257V258H113ZM71 258H72V256H71ZM114 258H118V257H114ZM176 258H179V259H176ZM221 258V259H222ZM243 258V259H242ZM68 259H70V258H68ZM110 259V258H109ZM184 259H186V260H184ZM74 260V259H73ZM70 261H72L71 259H70ZM115 262H116V260H114ZM187 261V262H186ZM245 261V260H244ZM248 261V260H247ZM68 262V261H67ZM65 264H67L66 262H64ZM249 263V262H248ZM71 264V263H70Z\"/></svg>",
	"mask_w": 264,
	"mask_h": 264
}]
</instances>
